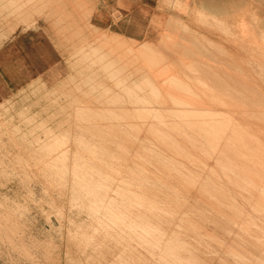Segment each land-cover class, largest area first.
<instances>
[{
	"label": "rangeland",
	"instance_id": "1",
	"mask_svg": "<svg viewBox=\"0 0 264 264\" xmlns=\"http://www.w3.org/2000/svg\"><path fill=\"white\" fill-rule=\"evenodd\" d=\"M22 1H23V4L20 3ZM25 1L24 0H17V2L14 3L15 0H9V1L0 0V9H1L0 10V17L3 16L2 18H0V48L1 49H3V48L9 49L10 48L12 56H13L12 60H15V59H17V58H14V56H16V53L23 55L24 50H26V48H29V46H28L29 44L32 45V43L40 42V43H42L41 52L46 53V55H47V64L46 65L42 64L39 71L33 72L32 77L27 82H23L18 87L16 86V87H13L12 89H8V88L3 89L2 85H5V83L0 82V264H238V263H240V256H241L243 264H246V262L247 261L249 262L250 260H252V262L251 261L249 263L247 262L248 264H250V263L252 264L253 262H254L253 264H255V263L257 264L258 263L257 259H252V258H256V256L259 259V262L264 263V262H262L264 260H262V261L260 260V259H264V255L261 254V253H264V246H261L262 244H264V238H262L264 236H261V235H264V234H261L262 231H264V223H262V222H264V218H262V217H264V216H262L264 214H262V213L260 214L258 212H257L258 213L257 214L255 209L254 210L251 209L254 206L253 205H252L253 207L250 206L251 205L250 201H249V203H247L248 201L245 202V200H248V198H247L249 195V194H247L248 191L246 190L247 191V193H246L245 191L240 190L243 187L242 188L238 187L240 191L237 189V186H235V188H234L233 187L234 182L231 181V178L227 177L228 179H226V175L223 174L224 171L221 169V165L218 162H216L215 160L209 161L208 166H211V169H209L210 167H208V166H207V168H208L207 169L206 165L202 166L204 164L203 161L198 162V158L201 155V149L198 150L197 149L198 147L193 146V144H191L193 141L192 138H189V140H188V135L189 134H196L195 131L185 130V132H182V131H180V129L170 130L168 133L171 134L173 136V138H177L179 141L178 146H172L169 144L170 143L169 139H166V138L161 139V137H159V136L156 137L155 134H153L152 130H150L152 126H159L157 123H155V121L156 120L158 121V119L164 120L166 123L165 126H167V127L170 125L176 126L178 124V126H184V129H186L187 126L185 124H183L184 122L182 123L183 118L188 119L189 117H192V116L193 117L195 116V118H197V116H199V115H200L199 118H201L202 115L204 117V113H206L205 114L206 116H209V115H207L208 114L207 110L206 111L204 110L202 114H195V115L192 114V116H190L191 113L187 114V115L184 114L185 116L184 115L182 116L180 114H177V115L172 114V116H171V115H168L166 113H163V115H161V118H160V115L157 114V117H155L156 120H154L155 118H152V117L156 116V113H155V115H154V113H149V114L148 113L147 114L140 113L139 114L140 116L139 115L136 116L133 113H130V114L129 113L128 114L123 113V115H122V111L118 108H115L116 109L115 111H112V110L109 111V113H106V112H108V110L106 108H104L107 105L110 106V104L111 105L114 104L113 106L117 105V103L119 104L120 101L122 100V99H120L121 97L124 98L125 103L129 104L128 103L129 98L127 95L128 93L132 94L134 92L135 93L138 92L137 94H141L142 92L140 93L139 91H144L146 93L145 95H148V94L151 95L153 90L150 88H152V86H151V84L149 85V82L146 80V76H143L142 73H146L147 76L151 77L152 79H158V76H159V78H166L165 81H167V78L169 80H175L176 81V79H177L176 76L179 77V75H180V77H182V76L183 77L186 76V78L189 77V78H187L188 80L185 79L186 81H189V82H185L184 80H182L185 78L184 77L181 79V82L178 80L176 82L177 84L176 83L174 84L173 81L172 82L170 81L171 83L167 81V83L168 84L170 83L171 85H172V83L174 85H178V88L180 89L179 91L180 92L184 91L186 93H189V90L191 87L188 86V90L186 91V88L184 87V85L186 83H189L192 85V88L190 91L194 92L195 94H199V92L203 91L202 93H200L202 95L199 94L200 95L199 97L197 95L198 99H200V97L202 98V96L204 97L206 95V92H208V93L210 92V96L208 99H210L211 96L214 98V95L217 93L216 92L217 89H215L211 86V84L209 83L210 80H207V79L202 80L205 77L202 74H200V71H199V69L202 66L203 67L205 66L204 69H207V67H208L207 70L212 69L216 76L220 75L219 77H221V76L223 77L226 73L225 71L234 72L237 70L236 74L233 73V74H235L234 77H236V78L239 77L238 74H241V73H242V75L247 74V75H245V78H244V76H242L243 80L245 82H243V80H241L242 77L238 78V82H240L239 79L241 80V82L243 84L247 83L246 81H248V83L245 84V87L247 89H248V87L251 89L252 85H253V88L255 89V91L259 90V88H260L259 93L262 94V92H264V81H262V80H264V75H262V73H264V72H262V69H264V66L261 67V65H264V58H262V56H264V55L261 56V53L264 54V46H262V45H264V43H262V42H264V41H262L264 39L261 40V38H264V36H262V35H264V0H234L235 6H233L234 10H232V11L231 10H225L224 11V10L213 9L211 7H208L204 0H175V2H174V0H42V1L40 0L41 3L39 2V0L37 3H36L37 0H34V1L33 0L32 1L27 0V2L29 1L31 4L29 2L27 4H25L26 3ZM46 1H47V3H46ZM81 1H82V3H81ZM228 1H230V0H228ZM33 2H35V4ZM42 2H45V3H42ZM7 3L11 4V5L8 7ZM18 4H20V5H18ZM24 4H25V7H24ZM6 5H7V7H6ZM2 6L5 8L3 9ZM14 6L22 7V8L17 9V7H16V11H15L13 9V8H15ZM23 8H24V10H23ZM99 8L102 9V12L106 15L103 14L104 15L103 17L99 18V16H97V18H95L93 16L94 12H96ZM10 11H11V14H10ZM13 11L15 13H13ZM115 11L117 13H114ZM21 12H22V14H21ZM8 13H9V15H8ZM18 14H20V15H18ZM113 14L114 15L116 14V15L114 16ZM232 14L237 15L236 18H234V21L232 20L233 18L231 17ZM174 17H175V19H174ZM196 20H197V22H196ZM200 21L203 24H201ZM4 22H6V23H4ZM110 23H112L111 27H108V24H110ZM190 30H191V32H190ZM163 31H166L168 34L166 32H164V37L162 38L161 33L163 34ZM183 31H185V32L183 33ZM172 32L176 35L175 37H173V34H170ZM177 32L180 33V35H177L178 34ZM219 32H221L222 34ZM186 33H188V34H186ZM193 34H195V35H193ZM192 35H193V37H192ZM259 35L261 38H259ZM177 36L179 39L177 38ZM194 36H195V38L196 37L197 38L195 39ZM172 38H173V40H172ZM189 38H192V39H189ZM198 38H199V40H197ZM166 39H168L173 44L174 48H173L172 54L174 53V51L177 55L180 54L179 51L177 50V47L174 46L175 44H176V46L179 45L178 49H180V50H181L180 47H182L181 45H183V47H182L183 51L181 50L182 52H184V48L186 47L185 51L188 49H189L188 51H191V49H192V51H194L195 53L194 54L192 53L191 56H188L187 58L186 57L184 58L181 55H180V57L177 55H174L175 56L174 59L173 58H171L172 60L170 58L167 59V60L170 59V61H168V64H167V60L165 58H164L165 60L163 58H161V55L162 56H163V54L165 55V53L162 54V50H164L165 48L167 49V46H165V45L166 44L169 45V43H170V42L166 43V41H168ZM187 40L188 41L193 40V43L195 42L194 45H193L192 41L191 42L189 41L190 42L189 43ZM205 41H207V42H205ZM174 42H176V43H174ZM183 42H185V44H183ZM232 42H233V44H232ZM186 43H189V44H186ZM157 44L159 46H162V47H159ZM172 44L169 45L170 47L169 46L168 47L171 48ZM196 44H198V45H196ZM220 44L222 46L218 47V46H220ZM9 45H11V46H9ZM26 45H27V47H26ZM150 45L154 46V49L156 46L158 48H160L159 51L161 50V52H160L161 55L157 52H153V51L158 50L157 47L155 50L148 48ZM185 45H187V46H185ZM193 46H195L194 47L195 49L193 48ZM206 46H208V47H206ZM142 47L143 48L147 47L148 49L145 48L143 50ZM187 47H189V48H187ZM162 48H164V49H162ZM203 48H205L204 49L205 51L203 50ZM171 49H170V51H171ZM220 49H222V50H220ZM198 50L200 51V53ZM250 50H252V51H250ZM176 51H178V52H176ZM207 51L209 53H207ZM255 51H256V53H255ZM143 52H144V54L145 53L147 54L148 58L146 57V55H143L141 57V54H143ZM148 52L149 53L153 52L155 55H157L156 56L157 61H155V59L153 58V57H155L153 55V53H151L153 55V57H152L151 54H149ZM201 52H203V53H201ZM196 53L197 54L199 53V54L197 55ZM205 53H207L206 54L207 56L205 55ZM220 53H223V54H220ZM33 54H35V52ZM33 54H31L32 57H33ZM158 54L160 55L159 58H157ZM208 55L210 56V58L208 57ZM144 56H145V58H144ZM214 56H216L217 58ZM228 56H229V58H228ZM172 57H173V55H172ZM201 57H202V59H201ZM250 57H252V58H250ZM146 58L148 59L149 62H151V64H148V61H146L147 60ZM160 58H161V62L158 61V59H160ZM179 58L182 59L181 62L184 63V64L182 63L181 65H179V67L180 66L182 67V71L184 72V74L181 72V70H179V69H181V67L178 68V66H176V65L181 63ZM208 58H209V60H208ZM224 58H225L226 62H228L229 64L231 63V66L228 68L230 70L231 69H233V70L230 71V70L226 69L227 66L225 65ZM176 59L180 63H178ZM203 59L205 60V62ZM229 59H231V60H229ZM215 60H216V62H215ZM246 60H247V62L245 63ZM18 61H20V59ZM197 61H199V62H197ZM206 61L208 64H206ZM219 61H220V63L224 62V64L222 63L224 65V67L219 63ZM249 61H250V63H248ZM169 62H171V63H169ZM202 62H204V64ZM257 62H259L258 64L260 66H257V64H256ZM161 63H162V65H161ZM217 63L220 64V66H222V68H220V66H218ZM251 63H253V64H251ZM145 64H148V65H145ZM196 64H198V65H196ZM208 65H210V68ZM253 65H255V66H253ZM162 66H165V67L168 66V67L165 68ZM212 66H213V68H212ZM232 66H234V67L239 66V67L233 68ZM251 66H252V68H255V69H252ZM147 67L149 68V70H147L148 69ZM174 67H176V68H174ZM164 68L165 69L168 68L170 70L169 72H167L168 70L167 71L165 70L166 75H164V73H163ZM214 68H217V69H214ZM260 68H262V69H260ZM120 69H124V70L122 71ZM222 69L223 70L225 69V71L223 72ZM175 70L177 72L182 73L183 75L178 74V73L176 74ZM212 70H211V72H212ZM255 70H257V72ZM171 71H172V73L173 72L175 73V74H173V76L174 75H176V76H174V77L170 76V75H172ZM215 71L216 72L218 71V73L220 72V74L216 73ZM221 71L223 72L224 75H222ZM240 71H241V73H238ZM127 72H129V73L131 72L130 75H132V73L138 74L139 78L135 82L130 81L128 83H124V81H122V79L124 78V75L127 74ZM195 73H197V74H195ZM161 74H162V76L163 75L164 76L162 77ZM226 74H228V72ZM257 74H259V77ZM231 75L232 74L230 73V75H229L230 78L228 75L226 78L224 77L223 82H224V79H227V78L229 80H231V82H232L235 78L233 79V76L231 77ZM194 77L195 78L199 77L201 79L200 81L197 80L195 82L197 84V86L200 84L197 89H200V88L203 89V87L206 88V85L209 83L208 88H206V90H208V91L204 92L205 91L204 89L201 91H196V90L193 91V89H195L194 86H196L195 83L193 82ZM253 78H254V80H253ZM116 79H117V82H116ZM220 79H222V78H220ZM228 79H227V82H229V84H230V81ZM260 79H262V80H260ZM118 80L121 83L118 82ZM140 80H142V83L144 81L146 88H145V86H144V88L141 87L142 84H139V82H141ZM235 80H234V82H235ZM249 80H250V82L252 81L251 85L249 84L250 83ZM162 81L163 80H161L163 87H166L165 85H167V83L164 84L165 81H163V82ZM204 81H206V83H207L206 85H205ZM178 82L181 83V87L179 86L180 83H178ZM182 82H185V83L183 84ZM117 83L120 85H118ZM161 83L159 81L158 85L162 86ZM201 83L204 84L203 87H201L203 85V84L201 85ZM242 83H240L241 84L240 88H242L241 90H240L239 86L238 87L235 86L236 84H234L235 89L233 87L232 90H230L231 89L230 87L232 84L228 85L227 83H225V85L229 86L228 87L229 91H231V92L233 91L232 94H234V90H237L238 92L236 91L237 93L234 94L236 96L238 95V93H239V96H241L242 94H245V96L242 95V97L244 98L242 101L245 100L244 103L247 104L248 101H246L245 98H248V96L246 97V95H249V96L251 95L249 98H252L253 97L252 95L256 96L257 92H255L253 88L251 89V91H254L256 94L249 91L250 89L249 90H246V89L243 90V88H245V87ZM12 84H14V83H12ZM12 84H11V86H12ZM135 84H136V86L134 88L133 85H135ZM189 84H186V85H189ZM213 84L214 83H212V85ZM115 85H118V87ZM125 85L126 86L129 85L128 88H125L124 87ZM171 85L170 86L168 85L167 87H169V88L171 87L173 89H174V87H176L174 85H173L174 87H172ZM237 85H238V83H237ZM246 85H250L251 87L250 86L247 87ZM122 86H123V89L127 90L130 88L131 90H129V92L127 90L128 93L126 92V90H123V89L121 91ZM209 86H211L213 88V90H211L210 89L211 87H209ZM255 86H257V87L260 86V87L257 88ZM136 87H138V88H136ZM236 87H237V89H236ZM139 88H140L139 91L135 90V89H139ZM178 88L176 87L175 90L177 89V91H178ZM238 88H239V90H238ZM214 89H215V93H213ZM132 90H134V92L131 93ZM245 90H246V92H245ZM149 91L151 94L149 93ZM179 91H178V93H179ZM241 91H242V94H241ZM114 92H116V93H114ZM144 92L142 94H144ZM147 92H148V94H147ZM196 92H198V93H196ZM107 93L109 95H105ZM186 93L185 94L180 93V94L186 95ZM203 93H205V94L203 95ZM208 93H207V97H208ZM211 93H213L214 95L213 94L211 95ZM247 93H249V94H247ZM116 94H118V95H116ZM125 94L127 95V97ZM222 94H226V93L223 92ZM110 95H111V97H110ZM188 95L191 96L192 95L191 92ZM188 95L185 96V97H187L186 100L189 102L190 99H192L191 100L192 105L194 103L193 99H194V101H197V103L201 101V100L199 101L198 99H195L196 95L194 96V94L191 97ZM218 95L219 96H216V99L221 101V102L215 101V98L214 99L212 98L213 100H211V99L210 100L213 102L215 101L218 105L220 103L222 106V103L224 102L226 96L223 98L224 95L223 96L220 94H218ZM193 96H194V98H192ZM259 96H256V98H257L256 100H258V98H259L260 101L259 100L258 101L261 103H264V101H262V100H264V96L261 95L262 98ZM108 97H110L109 101L112 98L110 101L111 103L108 102V100H106ZM218 97H220V98H218ZM114 99H115V101H114ZM202 100H203L202 103L200 102V103H198V105L199 104L201 106L204 105V107H205V104L207 102L204 100H206V99L203 98ZM210 100H208V104H206V107L210 106L211 111H209V113L213 112L214 116L216 115V117H219V118L222 117L221 115L218 116L219 113H224L225 108H227L229 106V105L225 106L226 102L227 103L231 102V101H228V99H227L226 102L223 103V106H222L223 108L221 107L222 109H220L219 108L220 106L217 105L216 108H219L220 109L219 110V109L213 108V107H215L216 104L211 103L212 105L214 104V106L209 104V102H211ZM229 100H232L231 103L234 102L233 101L234 99L229 98ZM247 100H249V99H247ZM239 101H241V100H239ZM252 101L253 100H251V102ZM203 102H204V104H203ZM259 102H258V104H259ZM197 103H194V104L196 105ZM238 103H242V102H238ZM244 103H242L243 105L241 104V106H240L241 108L244 107V105H245ZM254 103L252 102V104H254V106L256 108L258 107L257 109L256 108L255 109L260 112V113L258 112L257 115L264 112V111L261 112V110L259 109L260 105H261L260 108L264 105H262L260 103L257 106V103L256 102H254ZM80 104L83 107H81ZM252 104L249 105V107L251 106V108H252V106H253ZM102 105H104V106H102ZM195 105L192 106L193 107L192 108L188 104V106L190 108H192L191 110L196 109ZM74 106L76 107L77 111L75 110ZM254 106H253V108H254ZM78 108H80L82 111L80 109L79 110L81 112L78 111ZM245 108H247V110H248L247 106ZM251 108H249V109L252 112H249V113H252V114H249L248 112H246L248 114H246V113L245 114H246V117L248 115L252 119V116H254V114H253L254 111H255L254 118L256 117V110L253 108H252L253 110H251ZM206 109H209V107ZM213 109H214V111H213ZM228 109H226L227 112H228ZM262 109H264V108H262ZM86 110H88V112H90V113H88ZM215 110H219L220 112L215 111ZM241 110L244 111V109H241ZM94 111L96 112V114ZM229 111H230V109H229ZM227 112H225L222 115L224 117L225 116L227 117L228 114H230V113L227 114ZM150 114H152V115H150ZM245 114H244V117H245ZM87 115H88V117H86ZM99 115H101V116H99ZM103 115H104V117H103ZM250 115H252V116H250ZM76 116L80 117V118H77ZM95 116H96V118H95ZM116 116H118V117L120 116V117L118 118ZM149 116H151V117H149ZM230 116H231V114H230ZM233 116L234 115H232V117ZM261 116H264V114H261ZM101 117H102V119H101ZM147 117H148V119H147ZM180 117H181V119H180ZM237 117H239L238 114H237ZM192 118H190V119H192ZM258 118H260V117H258ZM262 118H264V117H261L258 120L259 121L258 122L256 120L257 119V117H256L255 121L258 122V124H260V123L264 122V120H262ZM75 119L76 120L78 119V120L76 121ZM80 119H82V120L80 121ZM84 119H87L90 121H87V120L84 121ZM142 119H144V120L142 121ZM234 120H236V119H234ZM260 120H261V122H260ZM72 121L76 122L77 124L75 125V123H73ZM83 122H85V124H83ZM87 123H88V125H90V124L92 125L93 123H95L96 126L100 127V131H97L96 134H92V132H91V134H89L90 133L89 131H87L88 132L87 133L86 131H84L82 129L83 130L82 133L85 134V132H86V134H85L86 136L84 137L83 134H82L83 136L81 134H77L81 130H78V128H76V126L78 124L80 126H82V125L84 126V125H87ZM95 124H93V125H95ZM110 124H113L114 127L116 126L117 129H121L123 132L122 131H119V132L114 131V129H112L113 125H111V127L108 126ZM74 126H75V129H74V131H72ZM119 126H120V128H119ZM136 126H138V128ZM160 126H162V125H160ZM105 127H107L108 130H107V128L105 129ZM76 129L78 130V132L76 131ZM66 130H67V132H66ZM146 130H148V131H146ZM262 131H264V130H262ZM49 132H51V133L49 134ZM99 132H100V135L97 136ZM55 133L57 136L55 135ZM67 134H68V136H67ZM71 135H72V137H71ZM89 135L91 137H89ZM242 135L243 134H241L240 138L243 140L246 139V142L249 141L248 143H251V145L256 144V143H257L256 145H258L260 143V141L258 143L257 140H254L256 138H253L249 135L248 136L247 135L242 136ZM80 136L82 138L84 137V140H81L82 142H80V141L77 142L78 140L81 139ZM73 137H75L76 139H74ZM78 137H80V138H78ZM102 137H104V138H102ZM249 137H251L250 139L252 141L249 139ZM52 138H54V139H52ZM66 138H67V140H66ZM86 138H88V139L92 138V139L88 140L89 142H87V141H85ZM93 138L96 141L99 140L98 142L101 144L97 146L96 145L97 142H95L93 140ZM108 138L110 139L109 141H108ZM64 140L66 142H64ZM100 140H102V142ZM105 140H107L108 142L107 141L105 142ZM135 140H137V141H135ZM253 140H254V143H252ZM259 140H262V137ZM84 141L86 142V144L90 143V142H91L90 144H92L95 142L94 146L97 147L98 150H97V148H94L93 145H91V146H93L92 147L93 149L91 148L90 150H88L87 148H89L91 146L89 144V146L87 147L88 144L87 145L84 144ZM189 141H190V143H189ZM262 141H264V140H262ZM134 142H136V144ZM77 143L78 144L81 143L80 147L82 149L80 148V150H83V148L85 149V147H86V149H87L86 151L88 152V154L92 153V155L94 157L96 156V154L99 155V153H100L101 156L99 155V157L102 158L103 161L98 156H97L98 158H95V159L93 158L92 155L91 156L88 155L89 157L83 156V154H85V152H86L85 150H83L82 152L79 150L81 153H79V151H78V153H74L79 148V146L77 148ZM82 143L85 146H83ZM262 143H264V142H262ZM262 143H260L261 146L260 145L257 146L258 147V148H256L257 151L253 147H250L251 150L253 151V152H251L252 155L253 154L256 155V157L253 155L255 157L254 159L257 158L256 160L264 159V156H262V155H264V153H262V152H264V146H262ZM112 144H114V145H112ZM152 145H154V146H152ZM191 145L193 148L191 147ZM66 146H67V148H66ZM102 146H104V147H102ZM111 146H112V148H111ZM116 146L119 148H117ZM68 147H69V149H68ZM141 147H143V148H141ZM145 147L146 148L149 147V148L146 149ZM204 147L207 148L205 144H204ZM73 148H75V150L76 149L77 150L75 151ZM122 148L127 150V152L124 151ZM71 149H73L74 152ZM61 150H63L64 152ZM102 150L104 153L107 152V156H106V154H104L102 152ZM260 150H262V152ZM53 151H55V152H53ZM59 151L62 154L59 153ZM93 152H99V153L94 154ZM255 152H257V154ZM130 153H131V155H130ZM135 153L139 154V155L137 156ZM258 153H260V154H258ZM75 154H81V156L75 155ZM175 154H178V155H175ZM215 154L216 153L214 152L212 155L215 157L216 156ZM86 155H87V153H86ZM108 155H111V157H115V159L110 158V156H108ZM184 155L188 158V160ZM219 155L221 156L222 154L219 152ZM258 155H259V158L257 157ZM65 156L68 158V160ZM82 156L84 157V159ZM131 156H132V158H131ZM163 156H165V157H163ZM62 157L64 159H62ZM137 157L140 159H138ZM170 157H172V158H170ZM214 157H211V158H214ZM72 158H74L75 160L74 159L71 160ZM165 158H166V160H165ZM60 159L62 160V162L64 160V162L62 163ZM90 159H91V162H90ZM93 159H94V161H93ZM97 159H99V160H97ZM156 159H158V161ZM104 160H106V161H104ZM145 160H146V162H145ZM159 160H161V161H159ZM162 160H165V161H163L165 164L161 163ZM148 161L151 164L150 163L147 164ZM214 161L216 162L215 165L213 163ZM72 162L74 164H72ZM80 162H81V166L83 165V162H84L85 166L84 165L82 166V167H84V169L81 167H78V166L75 167L77 164L80 165ZM93 162L94 163L96 162L97 165H96V163L94 165ZM105 162H107L108 166L107 165L105 166V164H106ZM103 163H104V165H103ZM166 163H169L170 165L167 164V166H166ZM176 163H178L180 166H177L178 164H176ZM98 164H99V166H98ZM110 164H111V167L113 165L112 168L115 167L116 169L115 168L112 169L110 167ZM218 164L220 165V167L218 166ZM262 165H264V164H262ZM66 166H67V169H66ZM126 166H128V167H126ZM142 166H143V168H142ZM168 166L172 167V168L174 167L176 169L178 168V169L176 170L173 168L170 170L168 168ZM254 166H256V167L258 166V168H260L261 164L256 162V164ZM101 167H104V168H101ZM107 167L109 168L110 174H109V172H106L108 170H105V169H108ZM133 167H135V168H133ZM73 168H74V172L77 171V174L80 175L82 178L80 176H76L77 174L72 171ZM128 168H130V169H128ZM140 168H142V169H140ZM184 168H185V170H184ZM198 168H200V169H198ZM204 168H206V170ZM135 169H137V170L140 169L139 170L140 173L137 172ZM144 169L147 172H145ZM117 170L123 172V174ZM172 170H174V171H172ZM175 170L178 172L180 171L181 178H183V179L186 178L184 180H186L187 183L184 182V180H182L181 178L177 179V177L175 178L174 176H172V173L173 174L178 173V172H175ZM209 170L211 171V173ZM78 171H80V172H78ZM91 171H93V173ZM112 171H113V173H114V171H117V173L113 174ZM131 171H133V172H131ZM213 171L214 172L216 171V175L214 174ZM221 171L223 173H221ZM99 173L101 175L102 174L103 175L101 176ZM111 173H112V175H111ZM118 173L120 176L117 175ZM72 174H75V177L77 180L79 177V179L81 178L82 181L79 180V182H78L76 179H74V176ZM105 174L108 177V179L105 176ZM193 174H194L195 178H194ZM222 174L225 176H223ZM113 175H115L117 177H115ZM83 176H84V179H83ZM103 176H105L106 179ZM151 176H153V177H151ZM217 176H219V177L217 178ZM119 177L120 178L122 177V178L120 179ZM173 177H174V179H173ZM189 177L192 178L193 180L189 179ZM115 178H117V179H115ZM123 178L125 181L122 180ZM199 178H200V180H199ZM113 179H115V180H113ZM148 179H149V181L151 180L150 182L152 183V184L149 183V186L147 183V182H149ZM154 179L157 180L158 184ZM74 180L76 181V183H80V181H81V184H84V186H85V188H87V190L81 184H80V187L79 186L76 187L75 185H79V184H76ZM84 180H87L88 183H87V181H84ZM101 180H104V181H101ZM117 180H119L121 182H119V181L117 182ZM129 180H130V182H128V184L131 187H128V184H127V181H129ZM181 180L184 184L185 183L186 184L185 185L181 184L182 183ZM202 180H205V181H202ZM122 181L124 182V184L122 183ZM152 181L153 182L155 181V182L153 183ZM210 181H211V183L212 182L213 183L215 182L218 184L220 183L221 185L220 184L219 185L224 190L229 192V195H228L229 197L228 196L225 197V199L227 198V201H228L227 203H226V201L224 202L225 204L223 203L224 196H221L218 193L213 194V195H215L213 197H212V195L208 196V197H210V196L212 197V198L211 197L208 198L209 200H211V199H212V201L215 200L213 202L209 201V202L213 203L212 205L207 204V202L204 203V200H202L201 197H199L198 194L202 193L201 190H199V189L203 188V187H201L202 186L201 182L204 184L206 182L210 183ZM227 181H229L231 183H229ZM165 182H166V184H165ZM188 182L191 184L189 186L190 189L188 186L186 187V185H189ZM125 183H126L127 187L125 186ZM139 183L141 184L142 187L139 185ZM145 183H147V184H145ZM155 183L159 186V188H158V186L156 187ZM150 184L153 186H150ZM163 184L165 186H163ZM89 185H90V187L94 185L92 187L93 189H95L97 187L96 185H98V186L100 185L101 188L104 186V188L101 189L99 192L97 190L100 186L97 187V189H96V192L98 193V195H97V193H95V190H94L95 194L91 193V191L93 192V190H91L90 187H87ZM105 185L107 188L105 187ZM195 185H197V186H195ZM143 186H145V187H143ZM161 186L164 187L163 190H162ZM78 187L80 189H82V188L85 189L87 192L90 189L89 193L88 194L85 193V194L89 195L91 193L89 195L91 198L85 195L86 198L88 199L87 200L85 198L86 199L85 200L84 194H81L83 192L80 191V189ZM115 187H117V188H115ZM120 187H121V189H120ZM74 188H76V189H74ZM170 188L172 189V191H170L171 190ZM184 188L187 190H185ZM168 189H170V190H168ZM176 189H178V191ZM255 189L259 190V188H255ZM114 190H116L117 193L114 192ZM122 190H123V192H122ZM125 190L127 192H129L130 190L131 191L129 193H127ZM157 190L159 192H161L163 195H161V193H158ZM233 190L239 192L240 196L238 193L234 192ZM76 191H78V193L79 192H81V193L78 194ZM175 191L176 192L181 191L183 196L186 194L185 198H183L182 195L180 196L179 193H177L178 194L177 195L175 193ZM185 191H187V192L185 193ZM193 191H197L198 194L195 195L194 193H196V192L193 193ZM110 192H112V193H110ZM121 192H122V195H121ZM173 192L176 194V196H175V194H173ZM188 193H189V195H188ZM245 193L247 195H245ZM99 194L101 195V197ZM134 194L137 196V197L135 196L137 200L135 199ZM139 195H141L140 198H139ZM190 195H192V196L189 198ZM194 195L196 196V198ZM236 195H238V197ZM92 196L95 197V199L92 200V198H93ZM119 196L122 197L120 200H119ZM157 196L160 198V200H158ZM241 196H243L244 198L246 197L247 199L246 198L244 199ZM96 197H98V199L100 200V203L97 202L99 200L98 199L96 200ZM108 197H111L110 198L111 201L114 200V202L106 201V199L109 200ZM180 197H182V198H180ZM197 197H199V199ZM148 198H149V203L147 201ZM191 198H192V200L190 203V201L187 199H191ZM218 198L221 199V200L219 199L221 203L219 202ZM250 198H252L251 202L252 201L254 202V203L252 202V204H255L256 198L255 199L253 197H250ZM126 199H128V201H126ZM167 199L168 200L170 199V201H168ZM200 199L203 202H201ZM230 199H232V200L234 199V201H231ZM90 200L95 201V202H92ZM154 200L158 201L159 203L155 202ZM88 201H90V202H88ZM132 201H134V203H132ZM82 202H83V204H82ZM91 202L93 205L90 204ZM105 202H107L108 205ZM135 202H137V204ZM144 202H146V203H144ZM178 202L180 204H176ZM193 202H196L197 204L199 203V205H197L196 203H193ZM218 202L220 203V205L217 204ZM232 202H234L233 203L234 205L232 204ZM87 203H88V205H90L89 207L92 206L93 209L89 208V207H85L87 205ZM94 203H96L97 205ZM111 203L112 204L114 203V204L112 205ZM139 203H141V204H139ZM147 203L149 206H147ZM200 203L201 204L203 203L202 206ZM190 204L191 205L192 204L197 205V210H198V206H199V210H205L208 212L204 213L205 211L204 212L200 211V213H199V210L196 211L195 209H194L195 210L194 211L193 208L195 207V205L191 206ZM214 204H217L218 207L216 205L214 206ZM247 204L251 208L248 207ZM94 205H96V206H94ZM152 205H153V209H151L152 207L150 208V206H152ZM207 205H209L208 207L213 206L215 209L222 207V209L220 208V210L223 213L228 212V209H229L228 207H230V209H229L230 211L234 208V210H237L240 213L241 212H244V213L237 215L240 217L239 218L236 216V214H238L237 211L235 212L233 210L232 212L236 213L235 214L236 217H234L232 212H228L229 214L228 213L227 214L229 215V218H228V215H226L227 216V219H226V216H225L226 213L222 214V212L219 211V209H216L222 215H224L226 221L228 219H232V218L234 220L236 218L238 221L237 222L235 220L236 221V223H235V222H233L234 220H230L227 222L225 220H223L224 222H222L221 220L220 221L216 220V218L214 217L215 214L217 213V211H215L214 208L210 207V208L203 209L204 207H207ZM222 205H224V206H222ZM225 205H228V206L225 207ZM229 205H231V206H229ZM97 206H99V209L101 211L98 209ZM103 206H105L104 209L107 206H108L107 209L109 208V206L113 207V209L109 208V210L106 212H109L110 209L115 210V211H111V213L110 212L107 213L106 214L107 216H105L103 214L105 217H107V219L109 221L112 220L110 223L108 220H106V218L104 216L101 215L102 213H105V210H104V212H102ZM201 207H203V208H201ZM224 207H225V209H223ZM94 208H95L96 212H93ZM116 208H118V209H116ZM211 208L216 213H214V211L212 212ZM237 208H239V209H237ZM91 209L93 210L92 212H91ZM156 209H158L159 212ZM242 209H243V211H242ZM119 210H120V212H119ZM164 210H165V212H163ZM210 210H211V212L209 213ZM251 210H253V211H251ZM98 211H100V212H98ZM170 212H172V213H170ZM173 212H174V214H173ZM219 212L216 215V217L219 219L223 218L222 215H219ZM208 213L211 214L214 218H211L212 216H210ZM230 213H232L231 215H233V216H231L232 218L230 217ZM115 214H116V216L119 215L121 217L117 216V218H116L113 216ZM199 214H200V217H199ZM245 214H246V216H248L247 218H249V217L251 218V219L249 218L250 222L248 219H247L248 221L246 220V217H244ZM93 215H95V216H93ZM108 216L111 218L113 217L114 219H117L118 223H115L117 221L109 218ZM241 216L244 217L245 219L244 218L242 219ZM97 217L99 218V220H97L98 219ZM118 217H119V219H118ZM124 217H127V218H124ZM129 217L131 219L133 218V220L131 221V219ZM179 217L180 218L182 217L181 223H180ZM95 218H97V219H95ZM203 218L205 219V221ZM187 219H190V220H187ZM206 219H208V220L206 221ZM210 219H211V221H210ZM121 220L122 221L124 220L123 222H125V223L123 224V222H122V224H121L120 223ZM240 220L241 221L243 220L244 222L241 223ZM98 221H99V223H98ZM101 221H103V222L105 221L106 223L105 222L101 223ZM217 221H219V222H217ZM259 221H262V222L259 223ZM228 222H229V224H228ZM245 222H246V224H245ZM248 222L251 224H249ZM126 223H129V224H126ZM186 223L189 225V227L185 226V225H187ZM198 223L200 225L199 227H197ZM223 223H225V224H223ZM113 224H115V225H113ZM119 224L126 225V226H121ZM214 224H216V226ZM232 224H234V225H232ZM105 225H106V227H105ZM191 225L194 227V229H193V227L191 228ZM229 225H230V227L231 226L232 227L234 226V227L229 228ZM253 225H255V228ZM135 226H137L139 229H136L137 227H135ZM151 226L153 229L157 228L159 230V232H155L158 230H153L151 228ZM178 226H179V228H178ZM243 226L244 227L246 226L247 228L249 227V229H251V232H249V229H247V228L245 230V228ZM257 226L259 228H257ZM117 227L120 229H118ZM126 227L127 228L129 227V229H130V227H132L134 230L133 229L129 230ZM148 227H150V228H148ZM235 227H237V228H235ZM241 227H243V228L241 229ZM200 229H202V230L198 231ZM258 229L259 230L262 229V230H260L261 232H258V233H260L259 236L255 234L256 231H258ZM119 230H120V232H119ZM142 230L144 232H145V230H147L145 232L144 236H143L144 233H142V232L140 233V231H142ZM152 230H153V232H152ZM208 230L211 232H209ZM224 230H225V232H224ZM241 230H243V231H241ZM244 230L246 231V233ZM137 231H138L139 236L137 235ZM148 231H150L152 233H149ZM121 232L124 234H122ZM208 232H209V234H208ZM234 232L236 234L235 236L233 235ZM241 232H242V234H244V236L241 234ZM171 233H172V235L174 234V238L171 235ZM206 234H208L209 237ZM149 235L152 237V239H154V240L159 239L161 241L155 240L156 241L155 242L152 239H149V237H148ZM214 235H215V238H216V236H218V238L213 239ZM245 235L246 236L251 235L252 237L249 236L251 239L249 237H247L249 239V240H247ZM253 235H255V236H253ZM140 236L144 237L146 242L142 238H140ZM175 236H177V237L175 238ZM238 236L240 239L238 238ZM256 237L257 238L260 237L261 240L255 239V241L257 240V242H254L253 240ZM209 238H211V239H209ZM242 238H245L246 242L243 239L244 240V243H243L242 242L243 240H241ZM163 239L165 241V244L163 242ZM169 240H170V242H169ZM150 241H151V243H147ZM180 241L182 242V245H181ZM194 241H196V242H194ZM214 241H216V242H214ZM220 241H221V243H220ZM167 242H168V244H167ZM250 242H251V244H250ZM152 243H153V245L154 244H156V245L153 246V245H151ZM183 243H185V244H183ZM216 243H218V244H216ZM228 243L230 245H227V247H225L226 244H228ZM247 243H249V244H247ZM186 244H188V245H186ZM166 245H168L169 248ZM161 246H162V248H161ZM228 246H231V247L229 248ZM252 246L257 248V251ZM224 247L226 248V250ZM240 247H242L243 249ZM227 248H229L230 250H228ZM238 248H240L242 250H240ZM244 248H246L245 252H244ZM121 249H122V252H121ZM163 249L165 252L163 251ZM235 249L240 250V252H238L237 250L235 251ZM232 250H233V252L231 255ZM259 251H260V253H259ZM160 252H162V253H160ZM167 252L169 253V255L167 254ZM176 252H178V253H176ZM170 253H172L174 256H171L172 254H170ZM233 253H235V254H233ZM157 254L159 255V257H163V256L164 257L158 260ZM164 254H167V255H164ZM236 254H238L239 257H237ZM176 256H178V257H176ZM250 256L251 257L253 256V257L251 258ZM244 257L246 260L243 259ZM177 258H178V260H177ZM237 258H239V260ZM180 259H183V260H180ZM172 261H173V263H172ZM234 261L236 263H234Z\"/></svg>",
	"mask_w": 264,
	"mask_h": 264
},
{
	"label": "bare ground",
	"instance_id": "2",
	"mask_svg": "<svg viewBox=\"0 0 264 264\" xmlns=\"http://www.w3.org/2000/svg\"><path fill=\"white\" fill-rule=\"evenodd\" d=\"M7 1H9V0H7ZM24 1H25V0H24ZM29 1H30V0H29ZM29 1H28V2H29ZM31 1H32V0H31ZM33 1H34V0H33ZM41 1H42V0H41ZM204 1H205V3L207 4L208 7H211V8L216 9V10H224V11H225V10H231V11H232V10H234V7H233V6H235V2H234V0H230V1H228V0H204ZM12 2H13V1H12ZM16 2H17V0H15L14 3H16ZM25 2H26V3H25ZM25 2H24L25 4L28 3L27 0H26ZM37 2H38V0L36 1V3H37ZM39 2H40V0H39ZM48 2H49V1H48ZM174 2H175V0H174ZM193 2H194V1H193ZM20 3L23 4V1L20 2ZM29 3H30V2H29ZM33 3L35 4V2H33ZM40 3H41V2H40ZM42 3H45V2H42ZM46 3H47V1H46ZM76 3H77V2H76ZM79 3H80V2H79ZM81 3H82V1H81ZM170 3H171V2H170ZM7 4H8V3H7ZM25 4H24V7H25ZM30 4H31V3H30ZM3 5H4V4H3ZM10 5H11V4H8V7H9ZM13 5H14V4H13ZM16 5H17V4H16ZM18 5H20V4H18ZM77 5H78V4H77ZM79 5H80V4H79ZM30 6H31V5H30ZM177 6H178V5H177ZM2 7H3V6H2ZM6 7H7V5H6ZM14 7H15V8H13V9L16 11V7H17V6H14ZM31 7H32V6H31ZM40 7H41V6H40ZM4 8H5V7H3V9H4ZM19 8L21 9L22 7H17V9H19ZM52 8H53V7H52ZM78 8H79V7H78ZM30 9H31V8H30ZM42 9H43V8H42ZM0 10H1V9H0ZM23 10H24V8H23ZM25 11H26V10H25ZM190 12H191V11H190ZM13 13H15V12L13 11ZM17 13H18V12H17ZM49 13H50V12H49ZM114 13H117V12L115 11ZM10 14H11V11H10ZM21 14H22V12H21ZM8 15H9V13H8ZM15 15H16V14H15ZM18 15H20V14H18ZM46 15H47V14H46ZM113 15H114V14H113ZM115 15H116V14H115ZM115 15H114V16H115ZM117 16H118V15H117ZM236 16H237L236 14H232V15H231V17L233 18V19H232L233 21H234V18H236ZM2 17H3V16H2ZM2 17H0V18H2ZM207 17H208V16H207ZM245 17H246V16H245ZM250 18H251V17H250ZM3 19H4V18H3ZM174 19H175V17H174ZM195 19H196V18H195ZM254 19H255V18H254ZM193 20H194V19H193ZM197 20H198V19H197ZM197 20H196V22H197ZM179 21H180V20H179ZM175 22H176V21H175ZM200 22H201V21H200ZM200 22H199V23H200ZM4 23H6V22H4ZM215 23H216V22H215ZM201 24H203V23L201 22ZM210 26H211V25H210ZM212 29H213V28H212ZM164 30H165V29H164ZM184 30H185V29H184ZM166 31H167V30H166ZM166 31H163V34L161 33L162 38L164 37V32H166ZM174 31H175V30H174ZM174 31H173V32H174ZM169 32H170V31H169ZM173 32L170 33V34H173V37H175V36H176V35H175L176 33L174 32V33H175V34H174ZM184 32H185V31H183V33H184ZM187 32H188V31H187ZM190 32H191V30H190ZM190 32H189V33H190ZM216 32H217V31H216ZM166 33H167V32H166ZM177 33H178V32H177ZM193 33H194V32H193ZM213 33H214V32H213ZM219 33H221V32H219ZM258 33H259V32H258ZM167 34H168V33H167ZM186 34H188V33H186ZM186 34H185V35H186ZM190 34H191V33H190ZM221 34H222V33H221ZM177 35H180V33H178ZM181 35H182V34H181ZM193 35H195V34H193ZM193 35H192V37H193ZM215 35H216V34H215ZM225 35H226V34H225ZM248 35H249V34H248ZM165 36H166V35H165ZM167 36H168V35H167ZM198 36H199V35H198ZM252 36H253V35H252ZM262 36H264V35H262ZM168 37H169V36H168ZM180 37H181V36H180ZM182 37H183V36H182ZM185 37H186V36H185ZM256 37H257V36H256ZM169 38H170V37H169ZM169 38H168V39H169ZM177 38H178V36H177ZM183 38H184V37H183ZM194 38H195V36H194ZM196 38H197V37H196ZM196 38H195V39H196ZM225 38H226V37H225ZM227 38H228V37H227ZM232 38H233V37H232ZM254 38H255V37H254ZM259 38H261L260 35H259ZM164 39H165V38H164ZM164 39H163V40H164ZM168 39H166V40H168ZM175 39H176V38H175ZM178 39H179V38H178ZM178 39H177V40H178ZM180 39H181V38H180ZM184 39H185V38H184ZM187 39H188V38H187ZM189 39H192V38H189ZM204 39H205V38H204ZM222 39H223V38H222ZM229 39H230V38H229ZM262 39H264V38H261V40H262ZM169 40H170V39H169ZM169 40L166 41V43H167V42H170ZM172 40H173V38H172ZM177 40H176V41H177ZM197 40H199V38H198ZM223 40H224V39H223ZM223 40H222V41H223ZM256 40H257V39H256ZM164 41H165V40H164ZM180 41H181V40H180ZM187 41H188V40H187ZM189 41H190V40H189ZM189 41H188V42H189ZM191 41H192V43H193V40H191ZM191 41H190V42H191ZM254 41H255V40H254ZM262 41H264V40H262ZM190 42H189V43H190ZM201 42H202V41H201ZM203 42H204V41H203ZM205 42H207V41H205ZM209 42H210V41H209ZM166 43H165V44H166ZM174 43H176V42H174ZM189 43H186V44H189ZM192 43H191V44H192ZM194 43H195V42H194ZM194 43H193V45H194ZM196 43H197V42H196ZM262 43H264V42H262ZM165 44H164V45H165ZM171 44H172V43L170 42L169 45H171ZM177 44H178V43H177ZM181 44H182V43H181ZM183 44H185V42H183ZM200 44H201V43H200ZM203 44H204V43H203ZM232 44H233V42H232ZM157 45H158V44H157ZM169 45H168V44L165 45V46H167V49H166L165 47H164L165 49L162 48V49H164V50H162V54L165 53V55L163 54V56L160 54L161 50L159 51L160 48H158L157 46H156V47H157L158 50L153 51V52H157V53H159V54L161 55V58H163V59H164V58H165L166 60H167L168 58H170V59L173 58V59H174V58H175L174 55H177V54L175 53V51H174L175 54H174V53L172 54V51H173V48H174V47H173V44H172V47H171L172 49H171V48H169V47H170ZM196 45H198V44H196ZM150 46H151V47H150ZM150 46H149L148 48L153 49V50L156 49V47H155V49H154V46H152V45H150ZM158 46H159V45H158ZM168 46H169V47H168ZM174 46L177 47V50H178L179 53H180V54L178 53L179 55H177V56H179V57H180V55H181V56H183L184 58H185V57L187 58L188 56H191L192 53H193V54L195 53L194 51H192V49H191V51H188L189 49L185 51L186 47L184 48V52H182V51H183V49H182L183 45H181L182 47H180L182 51H181L180 49H178V46H179V45L176 46V44H175ZM185 46H187V45H185ZM201 46H202V45H201ZM204 46H205V45H204ZM221 46H222V45L220 44V46H218V47H221ZM242 46H243V45H242ZM262 46H264V45H262ZM152 47H153V48H152ZM159 47H162V46H159ZM194 47H195V46H193V48H194ZM206 47H208V46H206ZM253 47H254V46H253ZM142 48H143V47H142ZM145 48H147V47H145ZM145 48H143V50H144ZM148 48H147V49H148ZM168 48H169V49H168ZM187 48H189V47H187ZM223 48H224V47H223ZM223 48H222V49H223ZM139 49H140V48H139ZM170 49H171V51H170ZM175 49H176V48H175ZM194 49H195V48H194ZM204 49H205V48H203V50H204ZM222 49H220V50H222ZM250 49H251V48H250ZM261 49H262V48H261ZM166 50H167V51H166ZM214 50H215V49H214ZM223 50H224V49H223ZM140 51H141V50H140ZM163 51H164V52H163ZM165 51H166V52H165ZM178 51H176V52H178ZM180 51H181V52H180ZM198 51H199V50H198ZM204 51H205V50H204ZM212 51H213V50H212ZM216 51H217V50H216ZM246 51H247V50H246ZM250 51H252V50H250ZM141 52H142V51H141ZM141 52H140V53H141ZM145 52H146V51H145ZM153 52H151V53H153ZM167 52H168V53H167ZM170 52H171V53H170ZM214 52H215V51H214ZM241 52H242V51H241ZM148 53H149V52H148ZM151 53H149V54H151ZM199 53H200V51H199ZM199 53H198V54H199ZM201 53H203V52H201ZM207 53H209V52L207 51ZM207 53H205V55H206ZM226 53H227V52H226ZM239 53H240V52H239ZM255 53H256V51H255ZM149 54H148V55H149ZM159 54H158V57H157V58L160 57ZM171 54L173 55V57H172ZM196 54H197V53H196ZM198 54H197V55H198ZM216 54H217V53H216ZM220 54H223V53H220ZM227 54H228V53H227ZM236 54H237V53H236ZM143 55H146V57H147V54H146V53L144 54V52H143V54H141V57H142ZM153 55H154L155 57H153ZM153 55L151 54V56L155 59V61H157V59H156V56H157V55H155L154 53H153ZM197 55H196V56H197ZM201 55H202V54H201ZM210 55H211V54H210ZM212 55H213V54H212ZM225 55H226V54H225ZM241 55H242V54H241ZM251 55H252V54H251ZM251 55H250V56H251ZM262 55H264V54L261 53V56H262ZM149 56H150V55H149ZM199 56H200V55H199ZM206 56H207V55H206ZM206 56H205V57H206ZM226 56H227V55H226ZM232 56H233V55H232ZM247 56H248V55H247ZM259 56H260V55H259ZM261 56H260V57H261ZM192 57H193V56H192ZM192 57H191V58H192ZM208 57L210 58L209 55H208ZM214 57H216V56H214ZM222 57H223V56H222ZM242 57H243V56H242ZM252 57H253V56H252ZM252 57H250V58H252ZM144 58H145V56H144ZM147 58H148V57H147ZM147 58H146V59H147ZM153 58H152V59H153ZM161 58L158 59V61L161 62ZM176 58H177V57H176ZM181 58H182V57H181ZM191 58H190V59H191ZM195 58H196V57H195ZM195 58H194V59H195ZM206 58H207V57H206ZM206 58H205V59H206ZM209 58H208V60H209ZM216 58H217V57H216ZM228 58H229V56H228ZM262 58H264V56H262ZM262 58H261V59H262ZM165 59H164V60H165ZM170 59L167 60V64H168V61H170ZM179 59H180V58H179ZM201 59H202V57H201ZM214 59H215V58H214ZM214 59H213V60H214ZM221 59H222V58H221ZM221 59H220V60H221ZM149 60H150V59H149ZM164 60H163V61H164ZM171 60H172V59H171ZM176 60H177V59H176ZM181 60H182V59H180V62H181ZM191 60H192V59H191ZM203 60H204V59H203ZM229 60H231V59H229ZM247 60H248V59H247ZM247 60L245 61V63L247 62ZM258 60H259V59H258ZM146 61H148V59H147ZM146 61H145V62H146ZM150 61H151V60H150ZM173 61H174V60H173ZM211 61H212V60H211ZM224 61H225V58H224ZM234 61H235V60H234ZM164 62H165V61H164ZM164 62H163V63H164ZM177 62L180 63L178 60H177ZM190 62H191V61H190ZM197 62H199V61H197ZM204 62H205V60H204ZM204 62H202V63L204 64ZM213 62H214V61H213ZM215 62H216V60H215ZM221 62H222V61H221ZM242 62H243V61H242ZM253 62H254V61H253ZM146 63H147V62H146ZM169 63H171V62H169ZM173 63H174V62H173ZM178 63H177V64H178ZM182 63H183V62H181L180 64H178V65H176V66H178V68H180L181 66L179 67V65H181ZM209 63H210V62H209ZM219 63H220V61H219ZM222 63L224 64V62H222ZM222 63H220V64L224 67V65H223ZM226 63H227L228 65H227ZM248 63H250V61H249ZM258 63H259V62L256 63L257 66H260ZM148 64H151V62L148 61ZM148 64H145V65H148ZM183 64H184V63H183ZM188 64H189V63H188ZM188 64H187V65H188ZM206 64H208L207 61H206ZM210 64H211V63H210ZM220 64L217 63L218 66H220ZM232 64H233V63H232ZM251 64H253V63H251ZM124 65H125V64H124ZM157 65H158V64H157ZM161 65H162V63H161ZM170 65H171V64H170ZM192 65H193V64H192ZM196 65H198V64H196ZM199 65H200V64H199ZM213 65H214V64H213ZM225 65L227 66L226 69H227V70H230L228 67L231 66V63L229 64L228 62L225 61ZM233 65H234V64H233ZM173 66H174V65H173ZM183 66H184V65H183ZM189 66H190V65H189ZM208 66H209V68H210V65H208ZM222 66H220V68H222ZM226 66H225V67H226ZM253 66H255V65H253ZM257 66H256V67H257ZM262 66H264V65H261V67H262ZM149 67H150V66H149ZM162 67H165V66H162ZM162 67H161V68H162ZM166 67H168V66H166ZM166 67H165V68H166ZM185 67H186V66H185ZM187 67H188V66H187ZM204 67H205V66H204ZM204 67L202 66V67L199 69L200 74H202L203 76H205L202 80H204V79L210 80L209 83L211 84V86H212L213 88L217 89V90L220 92V93H219V92L216 90V92H217L216 94H217V95H216V94L214 95V94H213V93H215V89H214V92L211 93V95H212V94L214 95L215 101H217V102H221V101H219V100L216 99V96H219L218 94H220V95H222V96L224 95L223 98L226 96L225 100L223 99L224 102H226L227 99H228V101H231V102H232V100H229V98L234 99V100H233V101H234L233 103H231V102L229 103V102H228V103H229V104H228V103L226 102L225 106H228V105H229V106H228L227 108H225V111L223 110L224 113H225V112H227L226 109L229 108L230 111H229V109H228L227 114L230 113L231 116H230V114H228L227 117H226V116L224 117V116L222 115V114H224V113H219V115H218V114H217V115H218V116H220V115L222 116V117L219 118V117H216V115L214 116V113H213V112H210V113H209V111H211V107H210V106H207V107H206V104H208V100H210V99L213 100L214 98L211 96L210 99H208L209 96H210V92H209V93L206 92V91H208V90H206V88H208V85H209V83L207 84L206 81H204L205 85L207 84V85H206V88L203 87L204 84L201 83V85L203 84L201 87H203V89L205 90L204 92H206V95H205L204 97L202 96V98L200 97V99L197 98V95H198V97H199L200 95H202V94H200V93H202L203 91H202V92H199L200 95H199V94H195L194 92L190 91L191 88H192V85L189 84V83H186V84H189V85H186V84H185L186 86L184 85V87L186 88V91H187V90H188V86H190L191 88L189 87V88H190L189 93L191 92L192 95H193V94H194V96L196 95L195 99H198L199 101L201 100V101H200L201 103H202V101H203V100H202L203 98L206 99V100H204V101L207 102V103L205 104V107H206V108L209 107L210 110H209V109H206V108L204 107V105H203L204 102H203V104H202L203 106H201L200 104L198 105V103H200V102L197 103V101H194V99H193V102H194V103H197V104L195 105V104L193 103V105H192V103H191V100H192V99H190V101L188 102V101L186 100L187 97H185V96H187L189 93H186V92H184V91H183V92H180V91H179L180 89L178 88V85H174L178 80L181 82V79L184 78V77H185V78L182 79V80H184L185 82H189V81H186V80H188L187 78H189V77H187V78H186V76H184V77H183V76L180 77V75H179V77H178V76L174 75V76L177 77V79L175 78L176 81H175V80H169V79L167 78V81H168V82H170V81L172 82V81H173L174 84L172 83V85H171V84H170L171 82L168 84L167 81H165L166 78H159V76H158V79H152L151 77L147 76L146 73H142V75H143V76H146V80L149 82V85L151 84L152 88H150V89L153 90L152 94H151L150 91H149V93H150L151 95H149L148 92H147L148 95H145L146 93H145L144 91H139L140 88H139V89H135V90H138L140 93H141V92H142V93L144 92V94H142V93H141L142 95H141V94H137L138 92L135 93L134 90L131 91V93H132V92H134V93L129 94L128 92H129V90H131V89H130V88L127 89V90H128V92H127V90H126V89H123V86H122L121 91H122V89H123V90H126V92L128 93V94H127V93H126V94L128 95V98H129V100H128V103H129V104L125 103L123 97H121V98L119 97L120 99H122L121 101L119 100V101H120L119 104L117 103V105H115V106H113L114 104H112V105L110 104V106L107 105V106L104 107V108H106V109L108 110V112H106V113H109V111H111V110H112V111H115V110H116L115 108H118V109H120V110L122 111V115H123V113H126V114H128V113H129V114H130V113H133V114H135L136 116L139 115L140 113H145V114H147V113H148V114H149V113H154V115H155V113H156V116H154V117H152V118L157 117V114L160 115V118H161V115H163V113H166V114L171 115V116H172V114H173V115L180 114V115L183 116L184 114L187 115V114H190V113H191L190 116H192V114H194V115H195V114H202L204 110H205V111L207 110V113H208L207 115H209V116H206V115H205L206 113H204V117H203V115H202L201 118H199L200 115H199V116L196 115L197 118H195V116H194V117L192 116L193 118H192V117H189L188 119H186V118L184 119V118H183L182 123L184 122L183 124H185V125L187 126L186 129H184V126H178V124H177L176 126H174V125H170V126L167 127V126H165L166 123H165L164 120L158 119V121H157L156 118H155V119H154V120H156L155 123H157L159 126H152L150 130H152L153 134H155L156 137L159 136V137H161V139H162V138L169 139V140H170V141H169V142H170L169 144L172 145V146H178V145H179V141H178L177 138H173V136H172L171 134L168 133L170 130L180 129V131H182V132H185V130L195 131L196 134H189V135H188V140H189V138H192L193 141H192L191 144H193V146L198 147V148H197L198 150L201 149V155H200L199 158H198V162L203 161L204 164H203L202 166H205V165H206V168H207V166L209 165V161H211V160H215L216 162H218V163L221 165V169L224 171V173H223L222 171H221V173H223V174L226 175V179L231 178V181L234 182V183H233V184H234V185H233L234 188H235V186H237V189L239 190L238 187H241V188L243 187V188L240 189V190H243V191H245L246 193H247V191H248V193H247V194H249L248 197H247L248 200H245V202L248 201L247 203H249V201H250V203H251L250 206L253 205L254 207L252 206L253 208H251L250 206H248V204H247V206L250 207V208L253 209V210L255 209L256 213L258 212V213H260V214H261V213L264 214V165H262V164H264V159H262V160H260V159L256 160L257 158L254 159V158L256 157V155L253 154L255 157L252 155L251 152H253V151H252L251 148H250V147H253V148L256 150V148H258L257 146L260 145V143L264 142V141H262V140H264V131H262V130H264V122L258 124V122H259L258 120H259L261 117H264V116H261V114H264V112H262V111H264V109H262V108H264V106H262L261 108H260L261 105L259 106V109H260L261 112H262V113L259 114V115H257V113H258L259 111L256 110L258 107L256 108V107L254 106V104H255L254 102L257 103V106L261 103V102H259V101H260L259 98H258L259 101L256 100V99H257L256 96H259V95H260L259 97L262 98V96H264V92H262V94L259 93L260 88H259V90L256 89L257 91H255V89L253 88V85H252V88L254 89V91L257 92V94H258V93H259V94L257 95L254 91H251L252 88L250 89V88L248 87V86H250V85L252 84V83H251L252 81L250 82V80H249V82H250L249 84H250V85H246V86L248 87V89H247V88L245 87V84H247L248 81H246L247 83H245V84H243V83L241 82V80H243V77H242V76H244V78H245V75H247V74H245V75L243 74V75H242L241 71L238 72V73H241V74H238L239 77H238V76H237V77H238V78L242 77V79H241V80L239 79L240 82H238V78L234 77V75L236 74L237 70L234 71V72H232L231 70H233V69H231V70H230L231 72H229V71H225V69H224V70L222 69L223 72H224V71H225L226 73L228 72V74L225 73V75H224L223 72L221 71L222 75H224V76H223V77H222V76L219 77L220 75H217V76L219 77V78H218V77L215 75V73H214V71H213L212 69L207 70L208 67L206 66L207 69H204ZM232 67H233V68H238L239 66H238V67H234V66H232ZM147 68H148V67H147ZM150 68H151V67H150ZM165 68H164V72H163L164 75H166L165 72H166L167 70H168L167 72L170 71L168 68H167V69H165ZM172 68H173V67H172ZM174 68H176V67H174ZM189 68H190V67H189ZM191 68H192V67H191ZM212 68H213V66H212ZM251 68H252V66H251ZM151 69H152V68H151ZM153 69H154V68H153ZM195 69H196V68H195ZM214 69H217V68H214ZM218 69H219V68H218ZM239 69H240V68H239ZM252 69H255V68H252ZM258 69H259V68H258ZM260 69H262V68H260ZM120 70L123 71L124 69H120ZM147 70H149V68H148ZM156 70H157V69H156ZM165 70H166V71H165ZM179 70H181V72L184 74V72L182 71V67H181V69H179ZM192 70H193V69H192ZM211 70H212V72H211ZM125 71H126V70H125ZM158 71H159V70H158ZM175 71H176V70H175ZM189 71H190V70H189ZM195 71H196V70H195ZM219 71H220V70H219ZM252 71H253V70H252ZM255 71L257 72V70H255ZM150 72H151V71H150ZM186 72H187V71H186ZM193 72H194V71H193ZM215 72H216V71H215ZM260 72H261V71H260ZM262 72H264V69H262ZM155 73H156V72H155ZM163 73H162V74H163ZM171 73H172V71H171ZM175 73H176V74H177V73H178V74H182V73L177 72V71H176ZM175 73L173 72L172 75H170V76H173V74H175ZM213 73H214V74H213ZM216 73H218V71H217ZM230 73L232 74L231 77L233 76V79H234V78L236 79V80L234 79L235 82L237 81L236 83L234 82V80L231 82V80H229V79L227 78V79L230 81V84L233 85V86L231 85V87H230L231 89H230V90H232L233 87H234V89H235V86H237V87L239 86V88H240V86H241L240 83H242V84L244 85V87H245V88H243V90H244V89H246V90H249V89H250L249 91H251V92H253V93L256 94V96L252 95V96H253V97H252L253 99H252V98H249L251 95H250V96H249V95H246V97L248 96V98H245L246 101H248L247 104L244 103L245 100L242 101V100L244 99V98L242 97V95L245 96V94H242V91H243V90L241 91V94H242L241 96H239V93H238V95L236 96V95H234V94L238 92L237 90H234V94H232L233 91L231 92V91L228 90V87H229L228 85H230V84H229V82H227V79H224V82L228 84L227 86H226L225 83L223 82V78H224V77L226 78L227 75L229 76ZM233 73H235V74H233ZM130 74H131V72H130V73L127 72V74L124 75V78L122 79V81H124V83H128V82H130V81L135 82V81L139 78L138 74H135V73H132V75H130ZM158 74H159V73H158ZM162 74H161V76H162ZM183 74H182V75H183ZM190 74H191V73H190ZM195 74H197V73H195ZM218 74H220V72H219ZM164 75H163V76H164ZM187 75H188V74H187ZM198 75H199V74H198ZM240 75H241V76H240ZM257 75H258V77H259V74H257ZM262 75H264V73H262ZM163 76H162V77H163ZM174 76H173V77H174ZM189 76H190V75H189ZM194 76H195V75H194ZM200 76H201V75H200ZM260 76H261V75H260ZM153 77H154V76H153ZM156 77H157V76H156ZM165 77H166V76H165ZM167 77H168V76H167ZM191 77H192V76H191ZM195 77H196V76H195ZM195 77H194V80H193L194 83H195L197 80H198V81L201 80L199 77H197V78H195ZM246 77H247V76H246ZM249 77H250V76H249ZM171 78H172V77H171ZM178 78H179V79H178ZM220 78H222V79H220ZM229 78H230V76H229ZM247 78H248V77H247ZM247 78H246V79H247ZM260 78H261V77H260ZM173 79H174V78H173ZM185 79H186V80H185ZM192 79H193V78H192ZM248 79H249V78H248ZM161 80L165 81L164 84L167 83V85H165L166 87H163V85H162V83H161ZM225 80H226V81H225ZM253 80H254V78H253ZM257 80H258V79H257ZM260 80H262V79H260ZM140 81H141V82L138 81L139 84H142V86H141V85H140V86L143 87V88H144V86H145V88H146V85H145L144 81H143V83H142V80H140ZM159 81H160V83H161L162 86L158 85V82H159ZM163 81H162V82H163ZM262 81H264V80H262ZM262 81H261V82H262ZM116 82H117V79H116ZM118 82H120V81L118 80ZM138 82H137V83H138ZM180 82H178V83H180ZM185 82H182V83L184 84ZM201 82H202V81H201ZM233 82H234V83H233ZM243 82H245V81L243 80ZM254 82H255V81H254ZM120 83H121V82H120ZM146 83H147V82H146ZM194 83H193V84H194ZM198 83H199V82H198ZM212 83H214V84L212 85ZM237 83H238V85H237ZM117 84H118V83H117ZM176 84H177V83H176ZM234 84H236V85L234 86ZM239 84H240V85H239ZM118 85H120V84H118ZM118 85H115V86L118 87ZM168 85H169V86L171 85L172 87L176 86V87L178 88L179 93H178L177 89L175 90L176 87H174V89H173V88H171V87H170V88L167 87ZM173 85H174V86H173ZM195 85L197 86L196 83H195ZM199 85H200V84H199ZM199 85H198V86H199ZM243 85H242V86H243ZM128 86H129V85H128ZM128 86L125 85L124 87H125V88H128ZM130 86H131V85H130ZM135 86H136V84L133 85L134 88H135ZM137 86H138V85H137ZM179 86L181 87V83H180ZM196 86H194L195 89H193V91H195V90H196V91H201V90H203V89L200 88V87H199L200 89H197L198 86H197V87H196ZM211 86H209V87H211ZM149 87H150V86H149ZM212 87L210 88L211 90H213ZM237 87H236V89H237ZM250 87H251V86H250ZM255 87H257V86H255ZM258 87H260V86H258ZM258 87H257V88H258ZM136 88H138V87H136ZM239 88H238V90H239ZM141 89H142V88H141ZM148 89H149V88H148ZM181 89H182V88H181ZM241 89H242V88H240V90H241ZM143 90H144V89H143ZM152 90H151V91H152ZM211 90H210V91H211ZM246 90H245V92H246ZM100 91H101V90H100ZM104 91H105V90H104ZM236 91H237V92H236ZM123 92H124V91H123ZM223 92H225L226 94H222ZM239 92H240V91H239ZM247 92H248V91H247ZM260 92H261V91H260ZM114 93H116V92H114ZM153 93H154V94H153ZM180 93H181V94H182V93H184V94L186 93V95H184V94L181 95ZM196 93H198V92H196ZM207 93H208V97H207ZM253 93H252V94H253ZM126 94H125V95H126ZM204 94H205V93H203V95H204ZM247 94H249V93H247ZM105 95H109V94L107 93V94H105ZM116 95H118V94H116ZM127 95H126V97H127ZM192 95H191V96H192ZM261 95H262V96H261ZM188 96H190V95H188ZM191 96H190V97H191ZM194 96H193L192 98H194ZM227 96H228L229 98H228ZM110 97H111V95H110ZM110 97H108V98L106 99V100H108V102H110L111 99H112V98H111L110 101H109V98H110ZM205 97H206V98H205ZM220 97H221V96H220ZM220 97H218V98H220ZM212 98H213V99H212ZM241 98H242V99H241ZM104 99H105V98H104ZM104 99H103V100H104ZM115 99H116V98H115ZM115 99H114V101H115ZM188 99H189V98H188ZM207 99H208V100H207ZM221 99H222V98H221ZM247 99H249V100H247ZM250 99L253 100L252 102H253L254 104H252V102H251ZM116 100H117V99H116ZM211 100H210V101H211ZM239 100H241V101H239ZM255 100H256V101H255ZM261 100H262V99H261ZM112 101H113V100H112ZM129 101H130V102H129ZM215 101H214V102L211 101V102H209V104L212 105L211 103H214V104H216V105H215V107H213V108H215V109H219V108L222 109V108H223L222 106H223V103H224V102L222 103V106H221L220 103H219V105H218ZM249 101H250L251 103H250ZM262 101H264V100H262ZM238 102H242V103H244V104H245L244 107L241 108L240 106H241L242 103H238ZM258 102H259V104H258ZM105 103H106V102H105ZM110 103H111V102H110ZM249 103H250V104H249ZM188 104H189L190 107H192V106L195 105V106H196V109L191 110L193 107L190 108V107L188 106ZM190 104H191V105H190ZM214 104H213L212 106H214ZM251 104L254 106V108H253V106H252L253 109L256 108L255 110H256V117H257V119H256V117L254 118V116H255V111L253 112L254 116L250 115V116H252V119H251L248 115H247V117H246V114H248L249 112H252V111H250V109H249V108H251V106L249 107V105H251ZM261 104L264 105V103H261ZM75 105H76V104H75ZM217 105L220 106V107H219V108H216ZM242 105H243V104H242ZM255 105H256V104H255ZM80 106H81V104H80ZM84 106H85V105H84ZM102 106H104V105H102ZM225 106H224V107H225ZM246 106L248 107V110H249V111L247 110V108H245ZM81 107H83V106H81ZM81 107H80V108H81ZM86 107H87V106H86ZM92 107H93V106H92ZM95 107H96V106H95ZM221 107H222V108H221ZM74 108H75V110H76V107H75V106H74ZM80 108H78V111H80V110L82 109V108H81V109H80ZM84 108H85V107H84ZM104 108H103V109H104ZM194 108H195V107H194ZM203 108H204V109H203ZM239 108H240V109H239ZM252 108H251V110H253ZM79 109H80V110H79ZM89 109H90V108H89ZM118 109H117V110H118ZM220 109H219V110H220ZM241 109H244V111H242ZM82 110H83V109H82ZM82 110H81V111H82ZM84 110H85V109H84ZM219 110H215V111H219ZM76 111H77V110H76ZM81 111H80V112H81ZM86 111L88 112V110H86ZM213 111H214V109H213ZM83 112H84V111H83ZM83 112H82V113H83ZM94 112H95V111H94ZM94 112H93V113H94ZM219 112H220V111H219ZM221 112H222V111H221ZM241 112H242V113H241ZM246 112H248V113H246ZM88 113H90V112H88ZM91 113H92V112H91ZM110 113H111V112H110ZM243 113H244V114L246 113V114H245V117H244V114H243ZM259 113H260V112H259ZM95 114H96V112H95ZM227 114H226V115H227ZM235 114H236V115H235ZM237 114L239 115V117H237ZM240 114H241V115H240ZM249 114H252V113H249ZM79 115H80V114H79ZM88 115H89V114H88ZM88 115H87L86 117H88ZM114 115H115V114H114ZM122 115H121V116H122ZM141 115H142V114H141ZM150 115H152V114H150ZM210 115H211V116H210ZM232 115H234L235 117H234V116L232 117ZM99 116H101V115H99ZM139 116H140V115H139ZM145 116H146V115H145ZM165 116H166V115H165ZM182 116H181V117H182ZM184 116H185V115H184ZM205 116H206V117H205ZM76 117H77V116H76ZM81 117H82V116H81ZM103 117H104V115H103ZM116 117H118V116H116ZM119 117H120V116H119ZM119 117H118V118H119ZM149 117H151V116H149ZM174 117H175V116H174ZM181 117H180V119H181ZM230 117H231V118H230ZM258 117H260V118H258ZM77 118H80V117H77ZM83 118H84V117H83ZM89 118H90V117H89ZM95 118H96V116H95ZM175 118H176V117H175ZM190 118H192V119H190ZM233 118L236 119V120H234ZM253 118H254V119H253ZM98 119H99V118H98ZM101 119H102V117H101ZM108 119H109V118H108ZM133 119H134V118H133ZM147 119H148V117H147ZM162 119H163V118H162ZM171 119H172V118H171ZM180 119H179V120H180ZM255 119H256L258 122H256ZM75 120H76V119H75ZM75 120H74V121H75ZM77 120H78V119H77ZM77 120H76V121H77ZM81 120H82V119H80V121H81ZM85 120H87V119H84V121H85ZM143 120H144V119H142V121H143ZM262 120H264V118H262ZM87 121H90V120H87ZM145 121H146V120H145ZM150 121H151V120H150ZM72 122H73V121H72ZM91 122H92V121H91ZM255 122H256V123H255ZM260 122H261V120H260ZM73 123H75V125L77 124L76 122H73ZM128 123H129V122H128ZM180 123H181V122H180ZM79 124H80V123H79ZM79 124L76 126V128H78V130H81V131L78 132V130L76 129V131L78 132L77 134H81V135L83 134L84 137L86 136L85 134H86L87 131L90 132L89 134H91V132H92V134H96L97 131H100V127H99V126H96L95 123H93V124H95V125H93V124H92V125H91V124L88 125V123H87V125H84V126L82 125L83 127L80 126ZM83 124H85V122H83ZM124 124H125V123H124ZM168 124H169V123H168ZM70 125H71V124H70ZM101 125H102V124H101ZM111 125H113V124H110V125H108V126L111 127ZM129 125H130V124H129ZM149 125H150V124H149ZM160 125H162L163 127L160 126ZM72 126H73V125H72ZM125 126H126V125H125ZM188 126H189V127H188ZM69 127H70V126H69ZM129 127H130V126H129ZM136 127L138 128V126H136ZM145 127H146V126H145ZM148 127H149V126H148ZM70 128H71V127H70ZM70 128H69V129H70ZM72 128H73V127H72ZM106 128H107V127H105V129H106ZM119 128H120V126H119ZM122 128H123V127H122ZM149 128H150V127H149ZM67 129H68V128H67ZM74 129H75V126H74V128H73L72 131H74ZM82 129H83L84 131H86L85 134L82 133V132H83ZM109 129H110V128H109ZM112 129H114V131H118V132H119V131H122L121 129H117L116 126L114 127V125H113V128H112ZM133 129H134V128H133ZM107 130H108V128H107ZM135 130H136V129H135ZM64 131H65V130H64ZM102 131H103V130H102ZM110 131H111V130H110ZM125 131H126V130H125ZM130 131H131V130H130ZM146 131H148V130H146ZM45 132H46V131H45ZM66 132H67V130H66ZM80 132H81V133H80ZM122 132H123V131H122ZM50 133H51V132H49V134H50ZM62 133H63V132H62ZM62 133H61V134H62ZM87 133H88V132H87ZM127 133H128V132H127ZM61 134H60V135H61ZM71 134H72V133H71ZM77 134H76V135H77ZM113 134H114V133H113ZM123 134H124V133H123ZM184 134H185V133H184ZM187 134H188V133H187ZM241 134H243L242 136H244V135H247V136H248V135H249V136H251V137H253V138H256V139H254V140H257L258 143H259V141H260V143H259L258 145H256L257 143L255 142L256 144L251 145V143H248L249 141L246 142V139H244V140H245V141H244L243 139L240 138ZM55 135H56V133H55ZM60 135H59V136H60ZM65 135H66V134H65ZM83 135H82V136H83ZM99 135H100V132L98 133L97 136H99ZM115 135H116V134H115ZM185 135H186V134H185ZM56 136H57V135H56ZM67 136H68V134H67ZM69 136H70V135H69ZM87 136H88V135H87ZM93 136H94V135H93ZM93 136H92V137H93ZM105 136H106V135H105ZM108 136H109V135H108ZM113 136H114V135H113ZM141 136H142V135H141ZM186 136H187V135H186ZM52 137H53V136H52ZM71 137H72V135H71ZM80 137H81V136H80ZM80 137H78V138H80ZM84 137H83V138L81 137L80 140H78V141L76 140V141H77V142H79V141L82 142L81 140H84ZM89 137H91V136L89 135ZM127 137H128V136H127ZM178 137H179V136H178ZM251 137H249V139H250ZM261 137H262V140H259ZM55 138H56V137H55ZM73 138L76 139L75 137H73ZM73 138H72V139H73ZM78 138H77V139H78ZM98 138H99V137H98ZM100 138H101V137H100ZM102 138H104V137H102ZM106 138H107V137H106ZM253 138H252V139H253ZM52 139H54V138H52ZM86 139H87V140H86ZM86 139H85V141L89 142L88 140H90V139H92V138H90V139L86 138ZM128 139H129V138H128ZM133 139H134V138H133ZM135 139H136V138H135ZM66 140H67V138H66ZM93 140H94V138H93ZM97 140H98V139H97ZM103 140H104V139H103ZM109 140H110V139L108 138V141H109ZM138 140H139V139H138ZM180 140H181V139H180ZM250 140H251V139H250ZM254 140H253L252 143H254ZM85 141H84V144H86ZM91 141H92V140H91ZM94 141L97 142V143H96L97 146L101 144V143L98 142L99 140H98V141L94 140ZM100 141L102 142V140H100ZM106 141H107V140H105V142H106ZM108 141H107V142H108ZM122 141H123V140H122ZM135 141H137V140H135ZM164 141H165V140H164ZM251 141H252V140H251ZM64 142H66V141L64 140ZM64 142H63V143H64ZM95 142H94V143H95ZM124 142H125V141H124ZM141 142H142V141H141ZM75 143H76V142H75ZM90 143H91V142H90ZM90 143H87L88 145L86 144L87 147L89 146ZM94 143L90 144V146H91V145L94 146V145H95ZM110 143H111V142H110ZM134 143L136 144V142H134ZM189 143H190V141H189ZM67 144H68V143H67ZM67 144H66V145H67ZM72 144H73V143H72ZM80 144H81V143H79V144L77 143V148H78V146H79L78 150L76 149L77 151L75 150V148H73L76 152H74L73 149H71V150H73L74 153H78V151H79L80 148H81V147H80ZM82 144H83V143H82ZM84 144H83V146H85ZM149 144H150V143H149ZM163 144H164V143H163ZM204 144L206 145L207 148L204 147ZM75 145H76V144H75ZM112 145H114V144H112ZM116 145H117V144H116ZM188 145H189V144H188ZM81 146H82V145H81ZM93 146H91V147H89V148H87V149L90 150ZM152 146H154V145H152ZM172 146H171V147H172ZM260 146H261V145H260ZM260 146H259V147H260ZM262 146H264V143H262ZM102 147H104V146H102ZM114 147H115V146H114ZM116 147H117V146H116ZM191 147H192V145H191ZM66 148H67V146H66ZM94 148H97V147L94 146ZM111 148H112V146H111ZM117 148H119V147H117ZM141 148H143V147H141ZM145 148H146V147H145ZM148 148H149V147H148ZM148 148H146V149H148ZM173 148H174V147H173ZM192 148H193V147H192ZM260 148H261V147H260ZM61 149H62V148H61ZM63 149H64V148H63ZM68 149H69V147H68ZM81 149H82V148H81ZM87 149H86V147H85V149L83 148V150H85V151H86ZM92 149H93V148H92ZM115 149H116V148H115ZM122 149H123L124 151L127 152V150H125L124 148H122ZM122 149H121V150H122ZM139 149H140V148H139ZM181 149H182V148H181ZM249 149H250V150H249ZM254 149H253V150H254ZM83 150H80V151L82 152ZM97 150H98V148H97ZM142 150H143V149H142ZM258 150H259V149H258ZM61 151H63V150H61ZM80 151H79V153H81ZM91 151H92V150H91ZM95 151H96V150H95ZM148 151H149V150H148ZM180 151H181V150H180ZM256 151H257V150H256ZM260 151L262 152V150H260ZM53 152H55V151H53ZM63 152H64V151H63ZM65 152H66V151H65ZM89 152H90V151H89ZM102 152H103V150H102ZM113 152H114V151H113ZM153 152H154V151H153ZM155 152H156V151H155ZM184 152H185V151H184ZM214 152L216 153V154H215V155H216L215 157L212 155ZM219 152L222 154L221 156L219 155ZM59 153H61V152L59 151ZM86 153H87V155H86ZM93 153L95 154V153H99V152H93ZM103 153H104V152H103ZM255 153L257 154V152H255ZM262 153H264V152H262ZM61 154H62V153H61ZM82 154H83V153H82ZM101 154H102V153H101ZM104 154H106V156H107V152H105ZM127 154H128V153H127ZM135 154H136V153H135ZM199 154H200V153H199ZM217 154H218V155H217ZM258 154H260V153H258ZM54 155H55V154H54ZM59 155H60V154H59ZM73 155H74V154H73ZM75 155H80V156H81V154H75ZM88 155L91 156L92 153H89V154H88V152L86 151L85 154H83V156H88ZM99 155H100V153H99ZM99 155L96 154L95 157H94L93 155H92V156H93V158L95 159V158H98ZM130 155H131V153H130ZM136 155L138 156L139 154H136ZM152 155H153V154H152ZM175 155H178V154H175ZM62 156H63V155H62ZM80 156H79V157H80ZM83 156H82V157H83ZM89 156H88V157H89ZM97 156H98V157H97ZM100 156H101V155H100ZM108 156H110V158H114V159H115V157H111V155H108ZM116 156H117V155H116ZM133 156H134V155H133ZM155 156H156V155H155ZM157 156H158V155H157ZM184 156H185V155H184ZM262 156H264V155H262ZM65 157H66V156H65ZM102 157H103V156H102ZM129 157H130V156H129ZM134 157H135V156H134ZM139 157H140V156H139ZM152 157H153V156H152ZM163 157H165V156H163ZM185 157H186V156H185ZM211 157H214V158H211ZM257 157L259 158V155H258ZM66 158H67V157H66ZM66 158H65V159H66ZM91 158H92V157H91ZM99 158H100V157H99ZM131 158H132V156H131ZM137 158H138V157H137ZM144 158H145V157H144ZM150 158H151V157H150ZM154 158H155V157H154ZM170 158H172V157H170ZM183 158H184V157H183ZM186 158H187V157H186ZM196 158H197V157H196ZM62 159H64V158L62 157ZM73 159H74V158H72L71 160H73ZM83 159H84V157H83ZM86 159H87V158H86ZM86 159H85V160H86ZM94 159H93V161H94ZM100 159L103 161L102 158H100ZM138 159H140V158H138ZM158 159H159V158H158ZM158 159H156V160L158 161ZM60 160H61V159H60ZM60 160H59V161H60ZM67 160H68V158H67ZM74 160H75V159H74ZM88 160H89V159H88ZM97 160H99V159H97ZM101 160H100V161H101ZM165 160H166V158H165ZM165 160H162L161 163H164L163 161H165ZM170 160H171V159H170ZM187 160H188V158H187ZM195 160H196V159H195ZM100 161H99V162H100ZM104 161H106V160H104ZM159 161H161V160H159ZM173 161H174V160H173ZM191 161H192V160H191ZM215 161L213 162L214 165L216 164ZM61 162H62V160H61ZM63 162H64V160H63ZM63 162H62V163H63ZM73 162H74V161H73ZM73 162H72V164H74ZM90 162H91V159H90ZM133 162H134V161H133ZM136 162H137V161H136ZM145 162H146V160H145ZM256 162H258V163L261 164L260 168H258V166H257V167L254 166V165L256 164ZM76 163H77V162H76ZM78 163H79V162H78ZM93 163H94V162H93ZM95 163H96V162H95ZM95 163H94V165H95ZM105 163H106V164H105V166H106V165H107V162H105ZM149 163H150V162L148 161L147 164H149ZM159 163H160V162H159ZM171 163H172V162H171ZM253 163H254V164H253ZM150 164H151V163H150ZM164 164H165V163H164ZM167 164H169V163H166V166H167ZM176 164H178V163H176ZM189 164H190V163H189ZM219 164H218V166L220 167ZM252 164H253V165H252ZM75 165H76V164H75ZM83 165L85 166L84 162H83ZM83 165H82V166H83ZM86 165H87V164H86ZM96 165H97V163H96ZM103 165H104V163H103ZM132 165H133V164H132ZM169 165H170V164H169ZM183 165H184V164H183ZM77 166H78V167H81V168L84 169V167L81 166V162H80V165L77 164L75 167H77ZM89 166H90V165H89ZM98 166H99V164H98ZM107 166H108V165H107ZM134 166H135V165H134ZM172 166H173V165H172ZM177 166H180V165L178 164ZM110 167H111V164H110ZM112 167H113V165H112ZM112 167H111V168H112ZM126 167H128V166H126ZM135 167H136V166H135ZM135 167H133V168H135ZM139 167H140V166H139ZM182 167H183V166H182ZM208 167H210L209 169H211V166H208ZM63 168H64V167H63ZM63 168H62V169H63ZM101 168H104V167H101ZM107 168H108V167H107ZM114 168H115V167H114ZM114 168H112V169H114ZM123 168H124V167H123ZM136 168H137V167H136ZM142 168H143V166H142ZM142 168H140V169H142ZM168 168L171 170V169H173L174 167L172 168V167H169V166H168ZM188 168H189V167H188ZM206 168H204V169L206 170ZM66 169H67V166H66ZM75 169H76V168H75ZM87 169H88V168H87ZM115 169H116V168H115ZM125 169H126V168H125ZM128 169H130V168H128ZM128 169H127V170H128ZM140 169H139V170H140ZM174 169H176V168H174ZM177 169H178V168H177ZM177 169H176V170H177ZM198 169H200V168H198ZM207 169H208V168H207ZM212 169H213V168H212ZM221 169H220V170H221ZM103 170H104V169H103ZM105 170H108V171H106V172H109V168H108V169H105ZM110 170H111V169H110ZM135 170H136L137 172H139V170H137V169H135ZM144 170H145V169H144ZM176 170H175V172H178V171H176ZM184 170H185V168H184ZM220 170H219V171H220ZM72 171L74 172V168H73ZM72 171H71V172H72ZM80 171H81V170H80ZM80 171H78V172H80ZM83 171H84V170H83ZM95 171H96V170H95ZM117 171H119V170H117ZM117 171H114V173H117ZM124 171H125V170H124ZM128 171H129V170H128ZM128 171H127V172H128ZM166 171H167V170H166ZM172 171H174V170H172ZM209 171H210V170H209ZM209 171H208V172H209ZM73 172H72V173H73ZM91 172L93 173V171H91ZM91 172H90V173H91ZM119 172H121V171H119ZM125 172H126V171H125ZM131 172H133V171H131ZM142 172H143V171H142ZM145 172H147V171L145 170ZM158 172H159V171H158ZM168 172H169V171H168ZM213 172H214V171H213ZM74 173L77 174V171L74 172ZM84 173H85V172H84ZM87 173H88V172H87ZM87 173H86V174H87ZM112 173H113V171H112ZM112 173H111V175H112ZM114 173H113V174H114ZM121 173L123 174V172H121ZM139 173H140V172H139ZM182 173H183V172H182ZM210 173H211V171H210ZM86 174H85V175H86ZM99 174H100V173H99ZM109 174H110V172H109ZM125 174H126V173H125ZM125 174H124V175H125ZM129 174H130V173H129ZM135 174H136V173H135ZM149 174H150V173H149ZM152 174H153V173H152ZM180 174H181V173H180V171H179L178 173H174V174L172 173V176H174L175 178L177 177V179H178V178L180 179V178H181ZM190 174H191V173H190ZM214 174L216 175V171L214 172ZM223 174H222V175H223ZM72 175L74 176V179H76L75 174H72ZM95 175H96V174H95ZM100 175H101V174H100ZM102 175H103V174H102ZM102 175H101V176H102ZM115 175H116V174H115ZM115 175H113V176H115ZM117 175H119V173H118ZM126 175H127V174H126ZM184 175H185V174H184ZM217 175H218V174H217ZM225 175H223V176H225ZM73 176H72V177H73ZM76 176H80V175L77 174ZM89 176H90V175H89ZM105 176H106V174H105ZM105 176H103V177L105 178ZM119 176H120V175H119ZM182 176H183V175H182ZM193 176H194V174H193ZM80 177H81V176H80ZM103 177H102V178H103ZM106 177H107V176H106ZM110 177H111V176H110ZM110 177H109V178H110ZM115 177H117V176H115ZM151 177H153V176H151ZM174 177H173V179H174ZM184 177H185V176H184ZM197 177H198V176H197ZM218 177H219V176H217V178H218ZM227 177H228V178H227ZM81 178H82V177H81ZM81 178L79 179V177H78V180H77V179H76V180H77L78 182H79V180L82 181ZM119 178H120V177H119ZM121 178H122V177H121ZM121 178H120V179H121ZM127 178H128V177H127ZM145 178H146V177H145ZM194 178H195V176H194ZM207 178H208V177H207ZM207 178H206V179H207ZM224 178H225V177H224ZM83 179H84V176H83ZM105 179H106V178H105ZM107 179H108V177H107ZM115 179H117V178H115ZM115 179H113V180H115ZM143 179H144V178H143ZM181 179L184 180V179H186V178H184V179L181 178ZM189 179H192V178L189 177ZM197 179H198V178H197ZM201 179H202V178H201ZM122 180L125 181L124 178H123ZM141 180H142V179H141ZM154 180H155V179H154ZM159 180H160V179H159ZM182 180H181V182H182ZM192 180H193V179H192ZM199 180H200V178H199ZM219 180H220V179H219ZM74 181H75V180H74ZM81 181H80V183H76V181H75L76 184H79V185H75V186H76V187H77V186L80 187ZM84 181H87V180H84ZM101 181H104V180H101ZM107 181H108V180H107ZM109 181H110V180H109ZM118 181H119V180H117V182H118ZM123 181H122V183L124 184ZM148 181H149V179H148ZM150 181H151V180H150ZM150 181H149V182L146 181V182L148 183V186H149V183H151ZM155 181L157 182V180H155ZM155 181H154V182H155ZM202 181H205V180H202ZM206 181H207V180H206ZM229 181H230V180H229ZM229 181H227V182H229ZM93 182H94V181H93ZM105 182H106V181H105ZM119 182H121V181H119ZM128 182H130V180L127 181V184H128ZM135 182H136V181H135ZM152 182H153V181H152ZM154 182H153V183H154ZM162 182H163V181H162ZM179 182H180V181H179ZM181 182H180V183H181ZM184 182H186V180H184ZM189 182H190V181H189ZM189 182H188L189 185H186V187H187V186L189 187V186L191 185ZM194 182H195V181H194ZM87 183H88V181H87ZM122 183H121V184H122ZM131 183H132V182H131ZM137 183H138V182H137ZM147 183H145V184H147ZM175 183H176V182H175ZM186 183H187V182H186ZM186 183H185V184H186ZM229 183H231V182H229ZM85 184H86V183H85ZM123 184H122V185H123ZM151 184H152V183H151ZM151 184H150V186H153V185H151ZM157 184H158V182H157ZM157 184L155 183L156 187L158 186ZM159 184H160V183H159ZM165 184H166V182H165ZM176 184H177V183H176ZM181 184L185 185L183 182H182ZM198 184H199V183H198ZM201 184H202L201 187H203V188H202V189L200 188L199 190H201L202 193H201V194H200V193L198 194L197 191H193V193L196 192V193H194V194H195V195L198 194L199 197H201V199L204 200V203L207 202V204H211V205H212L213 203L209 202V201H212V199H211V200L208 199V198H210L211 196H210V197H208V196H209V195H212V197H213V196H215V195H213V194H217V193L220 194L221 196H224V200L222 199V200H223V203H224L225 201H226V203L228 202V201H227V198L225 199V197H227V196L229 195V192L226 191V190H224V189L220 186V185H221L220 183H219V184H220V185H219L218 183H215V182H214V183H213V182L211 183V181H210V183H207V182H206V183L203 184V183L201 182ZM81 185L84 186V184H81ZM94 185H95V184H94ZM94 185H93V186H94ZM133 185H134V184H133ZM139 185L141 186L140 183H139ZM142 185H143V184H142ZM174 185H175V184H174ZM174 185H173V186H174ZM199 185H200V184H199ZM230 185H231V184H230ZM75 186H74V187H75ZM93 186L90 187V185H89V186H87V187H90V189L93 190V192L91 191V193L95 194V193H97V192H96L97 187H99L100 185H99V186L96 185L97 187H96L95 189L92 188ZM125 186H126V183H125ZM163 186H165V185L163 184ZM167 186H168V185H167ZM167 186H166V187H167ZM195 186H197V185H195ZM79 187H78V188H79ZM105 187H106V185H105ZM118 187H119V186H118ZM126 187H127V186H126ZM128 187H131V186L128 184ZM141 187H142V186H141ZM143 187H145V186H143ZM161 187H162V186H161ZM192 187H193V186H192ZM84 188H85V186H84ZM103 188H104V186H103L102 188H101V186H100V187L98 188L97 191L100 192V190L103 189ZM106 188H107V187H106ZM106 188H105V189H106ZM113 188H114V187H113ZM115 188H117V187H115ZM158 188H159V186H158ZM163 188H164V187H162V190H163ZM174 188H175V187H174ZM198 188H199V187H198ZM198 188H197V189H198ZM226 188H227V187H226ZM255 188H259V190H256ZM74 189H76V188H74ZM79 189H80V188H79ZM82 189H83V188H82ZM82 189H80V191H82L83 193H81V192H79V193L84 194V196L86 195V196L90 197L89 195H90L91 193H90L89 195H87V194L89 193L90 189L88 188V189H89L88 192L86 191L87 188H85L86 190H85V189L82 190ZM120 189H121V187H120ZM137 189H138V188H137ZM156 189H157V188H156ZM156 189H155V190H156ZM170 189H171V188H170ZM170 189H168V190H170ZM178 189H179V188H178ZM178 189H176V190L178 191ZM182 189H183V188H182ZM184 189H185V188H184ZM189 189H190V187H189ZM191 189H192V188H191ZM94 190H95V193H94ZM112 190H113V189H112ZM116 190H117V189H116ZM116 190H114V192H116ZM126 190H127V189H126ZM126 190H125V191H126ZM164 190H165V189H164ZM166 190H167V189H166ZM185 190H187V189H185ZM240 190H239V191H240ZM246 190H247V191H246ZM74 191H75V190H74ZM104 191H105V190H104ZM128 191H129V190H128ZM130 191H131V190H130ZM130 191H129V192H130ZM140 191H141V190H140ZM157 191H158V190H157ZM170 191H172V189H171ZM170 191H169V192H170ZM233 191H234V190H233ZM76 192L78 193V191H76ZM122 192H123V190H122ZM122 192H121V195H122ZM126 192H127V191H126ZM129 192H127V193H129ZM133 192H134V191H133ZM133 192H132V193H133ZM164 192H165V191H164ZM186 192H187V191H185V193H186ZM234 192L238 193L239 196H240V193H239V192H237V191H234ZM79 193H78V194H79ZM85 193H87V194H85ZM110 193H112V192H110ZM116 193H117V192H116ZM119 193H120V192H119ZM158 193H161V192L158 191ZM171 193H172V192H171ZM175 193H176V194L179 193L180 196L182 195V192H181V191H179V192H176V191H175ZM175 193L173 192V194H175ZM243 193H244V192H243ZM246 193H245V195H247ZM104 194H105V193H104ZM124 194H125V193H124ZM137 194H138V193H137ZM176 194H175V196H176ZM205 194H206V195H205ZM97 195H98V193H97ZM99 195H100V194H99ZM105 195H106V194H105ZM118 195H119V194H118ZM161 195H163V194L161 193ZM161 195H160V196H161ZM177 195H178V194H177ZM185 195H186V194H185ZM185 195H184V196L182 195L183 198H185ZM188 195H189V193H188ZM188 195H187V196H188ZM192 195H193V194H192ZM192 195H190L189 198H190ZM195 195H194V196H195ZM233 195H234V194H233ZM255 195H256V196H255ZM84 196H83V197H84ZM86 196L84 197V199L86 198ZM132 196H133V195H132ZM135 196H136V195L134 194V197H135ZM140 196H141V195H139V198H140ZM153 196H154V195H153ZM236 196L238 197V195H236ZM254 196H255V197H254ZM80 197H81V196H80ZM83 197H82V198H83ZM92 197H93V196H92ZM100 197H101V195H100ZM102 197H103V196H102ZM111 197H112V196H111ZM111 197H108L109 200L106 199V201H111V199H110ZM134 197H133V198H134ZM136 197H137V196H136ZM136 197H135V199H136ZM157 197H158V196H157ZM165 197H166V196H165ZM178 197H179V196H178ZM199 197H197V198L199 199ZM212 197H211V198H212ZM228 197H229V196H228ZM230 197H231V196H230ZM241 197L244 198L243 196H241ZM241 197H240V198H241ZM250 197H253L254 199L256 198V199H255V200H256V203H255V204H252L253 201L251 202V199H252V198H250ZM90 198H91V197H90ZM121 198H122V197L119 196V200H120ZM127 198H128V197H127ZM155 198H156V197H155ZM175 198H176V197H175ZM180 198H182V197H180ZM180 198H179V199H180ZM195 198H196V196H195ZM220 198H221V197H220ZM220 198H218V200H219ZM232 198H233V197H232ZM245 198H246V197H245ZM245 198H244V199H245ZM247 198H246V199H247ZM86 199H87V198H86ZM86 199H85V200H86ZM93 199H95V197H93L92 200H93ZM97 199H98V197H96V200H97ZM124 199H125V198H124ZM201 199H200V200H201ZM213 199H214V198H213ZM215 199H216V198H215ZM87 200H88V199H87ZM92 200H90V201H92ZM98 200H99V199H98ZM115 200H116V199H115ZM136 200H137V199H136ZM150 200H151V199H150ZM158 200H160L159 197H158ZM167 200H168V199H167ZM180 200H181V199H180ZM187 200H189L190 203H191L192 198H191V199H187ZM195 200H196V199H195ZM202 200H201V202H203ZM218 200H217V201H218ZM220 200H221V199H220ZM220 200H219V202H220ZM230 200H231V201H234V199H233V200L230 199ZM90 201H88V202H90ZM126 201H128V199H126ZM147 201H148V203H149V198H148ZM154 201H155V200H154ZM168 201H170V199H169ZM213 201H215V200H213ZM213 201H212V202H213ZM243 201H244V200H243ZM85 202H86V201H85ZM92 202H95V201H92ZM92 202L90 203L91 205H93ZM97 202L100 203V200L97 201ZM97 202H96V203H97ZM111 202H114V200L111 201ZM155 202H158V201H155ZM162 202H163V201H162ZM164 202H165V201H164ZM174 202H175V201H174ZM181 202H182V201H181ZM185 202H186V201H185ZM197 202H198V201H197ZM219 202H218L217 204L220 205L221 202H220V203H219ZM229 202H230V201H229ZM240 202H241V201H240ZM96 203H94V204H96ZM105 203H107V202H105ZM105 203H104V204H105ZM132 203H134V201H132ZM135 203L137 204V202H135ZM144 203H146V202H144ZM148 203H147V206H149ZM158 203H159V202H158ZM165 203H166V202H165ZM172 203H173V202H172ZM193 203H196V202H193ZM230 203H231V202H230ZM233 203H234V202H232V204H233ZM253 203H254V202H253ZM82 204H83V202H82ZM111 204H112V203H111ZM113 204H114V203H113ZM113 204H112V205H113ZM115 204H116V203H115ZM139 204H141V203H139ZM151 204H152V203H151ZM151 204H150V205H151ZM174 204H175V203H174ZM176 204H180V203L178 202V203H176ZM196 204H197V203H196ZM200 204H201V203H200ZM202 204H203V203H202ZM202 204H201V206H202ZM217 204H214V206L216 205V206L218 207ZM224 204H225V203H224ZM85 205H86V204H85ZM87 205H88V203H87ZM87 205H86L85 207H89V206H90V205H88V206H87ZM96 205H97V204H96ZM96 205H94V206H96ZM99 205H100V204H99ZM107 205H108V203H107ZM109 205H110V204H109ZM190 205H191V204H190ZM192 205H195V204H192ZM192 205H191V206H192ZM197 205H199V203H198ZM197 205H195V207L193 208V210H194V209H195L196 211L199 210V206H198V210H197ZM233 205H234V204H233ZM105 206H106V205H105ZM105 206L102 207V212H104V210H105V213H102V214L100 213L102 216H104V215L107 216V215H106L107 213H109V212L111 213V211H115V210H111V209H113V207H110V206H109V208H111V209H110L109 212H106V211L109 210V208L107 209V207H108V206H107V207L104 209ZM120 206H121V205H120ZM122 206H123V205H122ZM136 206H137V205H136ZM140 206H141V205H140ZM174 206H175V205H174ZM204 206H205V205H204ZM204 206H203V207H204ZM208 206H209V205H207V207H204V208L201 207V208H203V209L210 208V207L214 208L213 206H210V207H208ZM222 206H224V205H222ZM227 206H228V205H225V207H227ZM229 206H231V205H229ZM242 206H243V205H242ZM97 207H98V209H99V206H97ZM116 207H117V206H116ZM124 207H125V206H124ZM151 207H152V208H151ZM154 207H155V206H154ZM180 207H181V206H180ZM225 207H224L223 209H225ZM234 207H235V206H234ZM237 207H238V206H237ZM240 207H241V206H240ZM89 208H92V209H93L92 206L89 207ZM125 208H126V207H125ZM150 208L153 209V205L150 206ZM163 208H164V207H163ZM212 208H211V209H212ZM220 208L222 209V207H220ZM220 208H216V209H219V211H221ZM228 208L230 209V207H228ZM232 208H233V207H232ZM92 209H91V212L93 211ZM106 209H107V210H106ZM116 209H118V208H116ZM214 209H215V208H214ZM216 209H215V211H217ZM226 209H227V208H226ZM229 209H228V212H232V211L234 210V208H233L231 211H230ZM237 209H239V208H237ZM240 209H241V208H240ZM87 210H88V209H87ZM99 210H100V209H99ZM156 210H158V209H156ZM195 210H194V211H195ZM253 210H251V211H253ZM89 211H90V210H89ZM100 211H101V210H100ZM100 211H98V212H100ZM125 211H126V210H125ZM200 211H201V212H202V211L204 212L205 210H199V213H200ZM213 211H214V210L212 209V212H213ZM215 211H214V213H216ZM219 211H217V213L215 214L214 217L216 218V220H219V221L221 220L222 222H224L223 220H225V217H224V215H222V214H224V213H226V212L223 213V212L221 211V212H222V214H221ZM234 211L236 212L237 210H234ZM242 211H243V209H242ZM255 211H254V212H255ZM93 212H96L95 208H94V211H93ZM119 212H120V210H119ZM158 212H159V210H158ZM163 212H165V210H164ZM167 212H168V211H167ZM206 212H208V211H205L204 213H206ZM210 212H211V210L209 211V213H210ZM218 212H219V215H222L223 218H220V219H219V218L216 217V215L218 214ZM228 212H227V213H228ZM235 212H234V213L232 212L233 215H234V217H236L237 215H240L241 213H244V212H241V213H240V212L237 211L238 214H236ZM113 213H114V212H113ZM113 213H112V214H113ZM116 213H117V212H116ZM170 213H172V212H170ZM183 213H184V212H183ZM209 213H208V214H209ZM227 213L225 214V216L229 214V213H228V214H227ZM232 213H230V217L233 216V215H231ZM258 213H257V214H258ZM93 214H94V213H93ZM95 214H96V213H95ZM100 214H99V215H100ZM103 214H104V215H103ZM112 214H111V215H112ZM129 214H130V213H129ZM168 214H169V213H168ZM173 214H174V212H173ZM212 214H213V213H212ZM235 214H236V216H235ZM101 215H100V216H101ZM108 215H109V214H108ZM151 215H152V214H151ZM170 215H171V214H170ZM176 215H177V214H176ZM209 215L212 216L211 214H209ZM247 215H248V214H247ZM93 216H95V215H93ZM105 216H104V217H105ZM113 216L117 218V216H119V215L116 216V214H115V215H113ZM123 216H124V215H123ZM174 216H175V215H174ZM181 216H182V215H181ZM190 216H191V215H190ZM202 216H203V215H202ZM202 216H201V217H202ZM206 216H207V215H206ZM255 216H256V215H255ZM262 216H264V215H262ZM108 217H109V216H108ZM119 217H121V216H119ZM119 217H118V219H119ZM161 217H162V216H161ZM187 217H188V216H187ZM199 217H200V214H199ZM203 217H204V216H203ZM214 217L212 216L211 218H214ZM220 217H221V216H220ZM237 217H239V216H237ZM241 217H242V216H241ZM244 217H246V220H247V219L249 220V218H250V217L247 218L248 216H246V214L244 215ZM244 217H242V219H243ZM97 218H98V217H97ZM97 218H95V219H97ZM102 218H103V217H102ZM105 218H106V220H108L107 217H105ZM109 218H111V217H109ZM124 218H127V217H124ZM129 218H130V217H129ZM162 218H163V217H162ZM179 218H180V217H179ZM181 218H182V217H181ZM181 218H180V223H181V220H182ZM228 218H229V215H228ZM231 218H232V217H231ZM239 218H240V217H239ZM262 218H264V217H262ZM111 219L117 221V222H115V223H118V220H117V219H114L113 217H112ZM130 219H131V218H130ZM141 219H142V218H141ZM183 219H184V218H183ZM203 219H204V218H203ZM226 219H227V216H226ZM244 219H245V218H244ZM250 219H251V218H250ZM97 220H99V218H98ZM101 220H102V219H101ZM128 220H129V219H128ZM132 220H133V218L131 219V221H132ZM164 220H165V219H164ZM187 220H190V219H187ZM207 220H208V219H206V221H207ZM230 220H234V219H233V218H232V219H228L227 221H230ZM235 220L237 221L236 218H235ZM235 220H234L233 222L236 223ZM238 220H239V219H238ZM246 220H245V221H246ZM248 220H247V221H248ZM252 220H253V219H252ZM108 221H109V220H108ZM111 221H112V220H110L109 223H110ZM123 221H124V220H123ZM123 221L121 220L120 223L122 224ZM134 221H135V220H134ZM177 221H178V220H177ZM204 221H205V219H204ZM210 221H211V219H210ZM219 221H217V222H219ZM225 221H226V220H225ZM227 221H226V222H227ZM240 221H241V220H240ZM257 221H258V220H257ZM102 222H103V221H101V223H102ZM104 222H105V221H104ZM104 222H103V223H104ZM113 222H114V221H113ZM215 222H216V221H215ZM222 222H221V223H222ZM237 222H238V221H237ZM243 222H244V221L242 220L241 223H243ZM249 222H250V220H249ZM249 222H248V223H249ZM251 222H252V221H251ZM260 222H262V221H259V223H260ZM98 223H99V221H98ZM105 223H106V222H105ZM124 223H125V222H123V224H124ZM231 223H232V222H231ZM254 223H255V222H254ZM254 223H253V224H254ZM262 223H264V222H262ZM262 223H261V224H262ZM121 224H119V225H121ZM126 224H129V223H126ZM169 224H170V223H169ZM186 224H187V223H186ZM196 224H197V223H196ZM223 224H225V223H223ZM228 224H229V222H228ZM245 224H246V222H245ZM249 224H251V223H249ZM113 225H115V224H113ZM131 225H132V224H131ZM133 225H134V224H133ZM147 225H148V224H147ZM212 225H213V224H212ZM214 225L216 226V224H214ZM226 225H227V224H226ZM232 225H234V224H232ZM242 225H243V224H242ZM255 225H256V224H255ZM255 225H253L254 228H255ZM100 226H101V225H100ZM103 226H104V225H103ZM108 226H109V225H108ZM108 226H107V227H108ZM121 226H126V225H121ZM129 226H130V225H129ZM185 226H186V227H189L188 224L185 225ZM199 226H200V225H199V223H198V226H197V227H199ZM227 226H228V225H227ZM240 226H241V225H240ZM251 226H252V225H251ZM105 227H106V225H105ZM135 227H137V226H135ZM192 227H193V226L191 225V228H192ZM201 227H202V226H201ZM233 227H234V226H233ZM233 227H232V226L230 227V225H229V228H233ZM243 227H244V226H243ZM243 227H241V229H242ZM110 228H111V227H110ZM117 228H118V227H117ZM122 228H123V227H122ZM124 228H125V227H124ZM126 228H127V227H126ZM148 228H150V227H148ZM151 228H152V226H151ZM178 228H179V226H178ZM235 228H237V227H235ZM244 228H245V230H246L247 227L245 226ZM257 228H259V227L257 226ZM118 229H120V228H118ZM127 229H129V227H128ZM130 229H133V228L130 227ZM130 229H129V230H130ZM136 229H139V228L137 227ZM152 229H153V228H152ZM193 229H194V227H193ZM195 229H196V228H195ZM238 229H239V228H238ZM247 229H249V227H248ZM133 230H134V229H133ZM143 230H144V229H143ZM143 230L140 231V233H141V232L144 233V234H143V236H144V235H145V232H146L147 230H145V232H144ZM153 230H158V229L156 228V229H153ZM153 230H152V232H153ZM168 230H169V229H168ZM201 230H202V229H200V230H198V231H201ZM219 230H220V229H219ZM239 230H240V229H239ZM245 230H244V231H245ZM253 230H254V229H253ZM256 230H257V229H256ZM260 230H262V229H260ZM260 230L258 229V231H256L255 234L259 236L260 233H258V232H261ZM114 231H115V230H114ZM121 231H122V230H121ZM198 231H197V232H198ZM203 231H204V230H203ZM205 231H206V230H205ZM208 231H209V230H208ZM241 231H243V230H241ZM254 231H255V230H254ZM119 232H120V230H119ZM122 232H123V231H122ZM122 232H121V233H122ZM131 232H132V231H131ZM131 232H130V233H131ZM148 232H149V233H152V232H150V231H148ZM155 232H159V230H158V231H155ZM161 232H162V231H161ZM170 232H171V231H170ZM209 232H211V231H209ZM209 232H208V234H209ZM224 232H225V230H224ZM249 232H251V229H249ZM116 233H117V232H116ZM132 233H133V232H132ZM172 233H173V232H172ZM172 233H171V235H172ZM203 233H204V232H203ZM206 233H207V232H206ZM245 233H246V231H245ZM253 233H254V232H253ZM257 233H258V234H257ZM122 234H124V233H122ZM177 234H178V233H177ZM198 234H199V233H198ZM208 234H206V235L208 236ZM211 234H212V233H211ZM241 234H242V232H241ZM261 234H264V231H262ZM137 235L139 236L138 231H137ZM147 235H148V234H147ZM147 235H146V236H147ZM154 235H155V234H154ZM158 235H159V234H158ZM178 235H179V234H178ZM227 235H228V234H227ZM233 235H234V236L236 235L235 232L233 233ZM238 235H239V234H238ZM242 235L244 236V234H242ZM160 236H161V235H160ZM172 236H173V238H174V234H173ZM243 236H242V237H243ZM245 236H246V235H245ZM249 236H251V235L246 236V238L249 237ZM253 236H255V235H253ZM261 236H264V235H261ZM261 236H260V237H261ZM108 237H109V236H108ZM134 237H135V236H134ZM134 237H133V238H134ZM148 237H149V239H152V237H151L150 235H149ZM150 237H151V238H150ZM153 237H154V236H153ZM167 237H168V236H167ZM176 237H177V236H175V238H176ZM208 237H209V236H208ZM240 237H241V236H240ZM251 237H252V236H251ZM260 237H259V238L256 237V238H254V240H253V239H252V240H253L254 242H257V240L255 241V239L261 240ZM110 238H111V237H110ZM138 238H139V237H138ZM140 238H142V239L146 242V240L144 239V237H141V236H140ZM140 238H139V239H140ZM145 238H146V237H145ZM156 238H157V237H156ZM217 238H218V236H216V238H215V235H214V238H213V239H217ZM219 238H220V237H219ZM238 238H239V236H238ZM249 238H250V237H249ZM262 238H264V237H262ZM129 239H130V238H129ZM209 239H211V238H209ZM239 239H240V238H239ZM243 239H244L245 242H246V239H245V238H242L241 240H243ZM250 239H251V238H250ZM130 240H131V239H130ZM140 240H141V239H140ZM147 240H148V239H147ZM152 240H153V241H155V240L161 241V240H159V239H155V240L152 239ZM244 240L242 241L243 243H244ZM247 240H249V239L247 238ZM167 241H168V240H167ZM212 241H213V240H212ZM223 241H224V240H223ZM232 241H233V240H232ZM155 242H156V241H155ZM155 242H154V243H155ZM163 242H164V244H165L164 239H163ZM163 242H162V243H163ZM169 242H170V240H169ZM177 242H178V241H177ZM180 242H181V241H180ZM180 242H179V243H180ZM194 242H196V241H194ZM214 242H216V241H214ZM248 242H249V241H248ZM147 243H151V241H150V242H147ZM171 243H172V242H171ZM171 243H170V244H171ZM197 243H198V242H197ZM220 243H221V241H220ZM220 243H219V244H220ZM157 244H158V243H157ZM167 244H168V242H167ZM183 244H185V243H183ZM216 244H218V243H216ZM233 244H234V243H233ZM247 244H249V243H247ZM250 244H251V242H250ZM252 244H253V243H252ZM151 245H153V243H152ZM154 245H156V244H154ZM154 245H153V246H154ZM181 245H182V242H181ZM186 245H188V244H186ZM199 245H200V244H199ZM227 245H230V244H229V243L226 244L225 247H227ZM231 245H232V244H231ZM237 245H238V244H237ZM113 246H114V245H113ZM162 246H163V245H162ZM162 246H161V248H162ZM166 246L168 247V245H166ZM179 246H180V245H179ZM220 246H221V245H220ZM220 246H219V247H220ZM258 246H259V245H258ZM258 246H257V247H258ZM261 246H264V244H262ZM155 247H156V246H155ZM164 247H165V246H164ZM164 247H163V248H164ZM167 247H166V248H167ZM180 247H181V246H180ZM225 247H224V248H225ZM228 247L230 248L231 246H228ZM252 247L255 248L254 246H252ZM149 248H150V247H149ZM168 248H169V247H168ZM170 248H171V247H170ZM183 248H184V247H183ZM229 248H227V249L230 250ZM232 248H233V247H232ZM234 248H235V247H234ZM240 248H242V247H240ZM240 248H238V249H240ZM248 248H249V247H248ZM242 249H243V248H242ZM242 249H240V250H242ZM255 249H256V251H257V248H255ZM165 250H166V249H165ZM205 250H206V249H205ZM225 250H226V248H225ZM236 250H237V249H235V251H236ZM240 250H237V251L240 252ZM245 250H246V248H244V252H245ZM259 250H260V249H259ZM261 250H262V249H261ZM163 251H164V249H163ZM167 251H168V250H167ZM121 252H122V249H121ZM164 252H165V251H164ZM232 252H233V250L231 251V255H232ZM160 253H162V252H160ZM176 253H178V252H176ZM228 253H229V252H228ZM247 253H248V252H247ZM250 253H251V252H250ZM259 253H260V251H259ZM259 253H258V254H259ZM167 254L169 255L168 252H167ZM167 254H164V255H167ZM170 254H172V253H170ZM233 254H235V253H233ZM240 254H241V253H240ZM261 254L264 255V253H261ZM157 255H158V254H157ZM225 255H226V254H225ZM236 255H237V257H239L238 254H236ZM242 255H243V254H242ZM249 255H250V254H249ZM252 255H253V254H252ZM160 256H161V255H160ZM171 256H174V255L172 254ZM227 256H228V255H227ZM253 256H254V255H253ZM253 256H252V257H253ZM255 256H256V255H255ZM157 257H158V260H159V259L163 258L164 256H163V257H159V255H158ZM176 257H178V256H176ZM230 257H231V256H230ZM235 257H236V256H235ZM250 257H251V256H250ZM252 257H251V258H252ZM180 258H181V257H180ZM246 258H247V257H246ZM248 258H249V257H248ZM175 259H176V258H175ZM233 259H234V258H233ZM237 259L239 260V258H237ZM243 259H245V257H244ZM252 259H257L258 263H259V264L261 263V262H259V259L257 258V256H256V258H252ZM154 260H155V259H154ZM177 260H178V258H177ZM180 260H183V259H180ZM186 260H187V259H186ZM190 260H191V259H190ZM245 260H246V259H245ZM260 260L262 261V260H264V259H260ZM250 261L252 262V260H250ZM250 261H249V262H250ZM253 261H254V260H253ZM255 261H256V260H255ZM157 262H158V261H157ZM164 262H165V261H164ZM179 262H180V261H179ZM247 262H248V261H247ZM247 262H246V264L249 263V262H248V263H247ZM262 262H264V261H262ZM172 263H173V261H172ZM174 263H175V262H174ZM227 263H228V262H227ZM234 263H236V262L234 261ZM237 263H238V262H237ZM240 263L243 264L242 259H241V256H240ZM240 263H238V264H240ZM253 263H254V262H253ZM253 263H252V264H253ZM258 263H257V264H258ZM250 264H251V263H250ZM255 264H256V263H255ZM261 264H264V263H261Z\"/></svg>",
	"mask_w": 264,
	"mask_h": 264
},
{
	"label": "crops",
	"instance_id": "3",
	"mask_svg": "<svg viewBox=\"0 0 264 264\" xmlns=\"http://www.w3.org/2000/svg\"><path fill=\"white\" fill-rule=\"evenodd\" d=\"M103 14L102 9L99 8L94 12L93 16L95 18H97V16L101 18L106 15ZM111 24L112 23L108 24V27H111ZM32 45H28L29 48L24 50L23 55L16 53L14 58L17 59L15 60H12L13 56L10 48H0V82L5 83V85H2L3 89H12L13 87H18L23 82H27L32 77L33 72L39 71L42 64H47V55L41 52L42 43L37 42L32 43ZM34 52L35 54H33ZM31 54H33V57ZM19 59L20 61H18Z\"/></svg>",
	"mask_w": 264,
	"mask_h": 264
}]
</instances>
